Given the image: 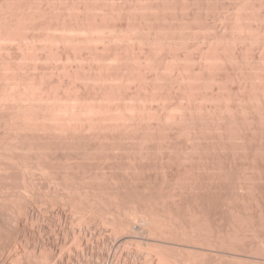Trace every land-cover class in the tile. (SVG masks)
I'll use <instances>...</instances> for the list:
<instances>
[{
	"label": "rangeland",
	"instance_id": "374dc122",
	"mask_svg": "<svg viewBox=\"0 0 264 264\" xmlns=\"http://www.w3.org/2000/svg\"><path fill=\"white\" fill-rule=\"evenodd\" d=\"M3 1L6 3H8L10 1L8 4H11V3L17 4L20 0H16V2L18 1L17 3L12 1V0H9V1L3 0ZM23 1H25V3H27L29 0H21L20 2L22 3ZM31 1L32 0H30V2ZM45 1L48 2L49 0H45ZM45 1L44 0H33L32 3L33 2H34V4L38 3L40 5L43 2L44 6L42 4V5H40V7L43 6V8H44L45 6H47L46 9H49V13H48V10L46 11V13H47L48 17L50 16V19L48 18L49 20L48 19L46 20V22H47L46 26L41 25L42 27L46 28L47 26L49 27V25H50V27H52L54 24H57L58 22H53V24L51 26L50 20L52 22L53 19L54 20L59 19L60 16H62V14H65L63 16L68 15V19H69V20L67 19L68 21L75 20L73 16L77 17V15L79 13H80L79 15H81V13L83 15V13H84L83 11L78 12L81 10V8L78 6H81L83 3H85V1L88 2L89 0L88 1L87 0H81V2L79 0H76V1L73 0V3H72V0L71 1L70 0H61L63 3L60 0H56L59 3L58 2L56 3L55 0L53 1L54 3H52V0H50L51 3H47V5L45 4L46 3ZM97 1L96 0H90V3L92 4V6L93 5L95 6V3ZM103 1L104 0H102V2L101 1L97 2L100 4L99 5L100 6V12L98 14H97V12L99 10V7L97 8L98 9L97 10L93 6V9L97 10L94 12V13H96L94 15L95 16L94 18L91 17V16H93V11H94L93 9L90 11L91 13L90 12L87 13V16L91 17V19H90V17H87L88 19H90L91 23L89 22L88 19L86 22H89V23H86V22H83V23L84 24L86 23L89 25L91 24V26H92L93 23H95V22L97 23V20L99 18L98 21L101 20L100 21L101 22L100 23L101 28H102L101 31H103V33L107 27L106 24L109 26L108 28H110L111 31H110V29L107 28L105 30V32L107 30H109L110 32L113 31L112 33H114V31H115L114 29H116L114 35L113 34L111 35V33L109 31H107V33L109 32L108 33L109 35L108 34L107 35L108 36L111 35V37H108L107 35H105L106 33H104V35L107 38L111 39L110 41H112V39H116L115 35H116L117 39H119V37L117 35L120 34V36H122L121 34L123 32L121 33V31H124L123 28H125V31L123 34L125 36H127V39L124 36L125 37L124 39H126L127 43L129 44L128 39L133 40V42L135 40L138 42L137 43L135 41L134 44L132 45V43L130 41V45L134 46V48L132 47L133 49L130 47V45H128L130 47V49H128V46L123 47L122 45L126 42H123L125 40H122V42H120L121 39L119 40V43H123V44H121V46L123 48H121L120 45H119L120 48L116 46L119 43L117 44V43H115V41H118V40H114L113 42L108 41L106 43V41L109 39L104 38V35H103V38L105 40L106 39L107 40L106 41L104 40L103 42L102 41L101 42L104 43L103 45H105V43L107 45L115 43L116 49H115V46H113V45H110V47L111 48L113 47L115 50L118 51V53H120V51H121L122 52L121 55H123L122 57H126L128 55V54H126V52H127L126 50H128V53L130 51H132L134 53V51H137L140 47L141 51L143 52V50L146 48H142V47L144 45H145L144 47L147 46V48H149V50L153 51L152 56L155 55V57L156 56L158 57V62L156 61L157 59L154 60V62H156V63H154L150 59L148 60L144 57L145 53H146L145 56H147L149 50H147V49L144 50L143 56L141 55L142 54V52H141L140 55L142 58L144 57L143 59L145 60V62L148 60L147 62L149 63L151 61V63H149V64L150 65L152 64L151 65L152 67H151L150 65L147 64V62L145 63L143 61L144 62L143 64H147L148 66H150V67H148L147 65H145L147 67V70H144L145 72L146 71L149 72L150 68L154 69V66L156 64H158L157 66L159 68L162 65H163L162 67H165V66L167 67L166 64H168L171 61L169 63L170 66L168 64L169 68L165 67L166 69L163 68V70L161 71V74H163V75H164V73H162V72L166 71L165 72L166 78L163 75H159L160 78L162 76L163 81H165L163 83V81L160 79L162 81V83H161V81L158 80L160 83V86L162 85L161 87L159 86L158 81H154L155 83L157 82L156 84H158L157 86H154L156 84L153 83V81L151 82V80L149 78V80H150L149 82L154 84L152 87H154V88L156 87V90L159 92H157L155 89L151 88V83L146 82V80H145V83L150 84V86L146 84L147 87H145L144 90H142L143 91L142 93L149 92L147 94H150L149 90H151V93L154 90L153 92L154 93L157 92L155 94L156 95L158 94V96H156L157 98L154 96L152 98L153 101L159 100L158 102H162L164 104L165 101L167 102L169 100L167 103H165V104H167L166 107H165V105L162 106L163 109L158 107L159 104H160V106L163 105L162 103H158V105L156 104L157 107L159 108L158 109L155 106V102H157V101H155L154 104L151 101L152 99L149 101V102H152L151 104L154 105V106L152 105L153 108L154 107L157 108L156 114H159V112L161 110H164V108L167 109V106L169 105L170 100L172 102L171 98H173L174 101H173V103H170L171 105L173 104L172 107L170 105L169 106L172 108L171 110H174L175 112H177V111L182 112L184 110L182 108L183 107L182 105H184V108L186 105L188 106V104L190 102L187 99H190V101L193 100L192 101L193 104L192 103H191L192 105L189 104V106H188L189 108L187 107V109L185 110V111H187L191 107L190 111L192 110V112H190V111L189 112L192 115H190V113L188 111L187 112L189 113L190 116L188 114L186 115L185 113H187V112L184 111L183 113H178V114L174 113V116H173V114H172L173 112L171 111V113H170L168 111L169 109H167V110H164V112L168 111L170 113V115L167 112L168 115L166 113L165 116H163L164 112L162 111V114L160 116L161 119L160 118L157 119V120H164L165 118H167L166 120H168L170 117V119H169L170 121L165 120L167 125L163 121L164 126L162 124V127L160 128V124L158 125L154 121L152 122L151 119H150V122L148 121L149 126L147 124L142 125L143 123L140 124L141 128L140 127L137 128L139 131L137 130L136 133L138 134V132H140V134H138V135L139 136L141 135V137L143 139L141 137H138V135L136 133L133 135L129 131L122 133V135H120L121 134L120 132H118V135H117V132L115 134L113 132L112 134H110V136L108 135V138L111 137L113 140H115V142L113 140H111V138H110V140L107 138L108 139L107 142H105L104 140H101V141H103V143L100 141L101 146L98 145V147L96 148L91 143L93 141L90 140V142H89L87 140V142H86V140H85V142L87 144L90 143L91 146H93L92 147L93 149L89 146L90 144L85 145L86 144L85 143V144H81V145L85 146V148H83L81 146H77L79 148H76V147L75 148H69L70 151H69V149H65V151H67L66 154H65V151L63 150L64 148L63 149L59 148V149H55V150H53V148H52V150L50 148H47V150L46 149L45 150L48 152H46L45 150H44L45 152L43 150H42V152L37 151L38 153L33 152L34 154H37L35 156H33L34 154L29 151L31 149L27 150L25 148V150H27V152H29L30 155L25 150H16L17 148L13 147L15 149L14 150L13 148L10 147V146H13V143H10L11 141L9 140V137H8L9 134H7V135H6V133L2 134L4 132V130H1L0 131V137H4V135H6L8 138L7 137L0 138L1 139L0 145L2 146V144L4 143L5 146L4 145L3 146L6 147V149H5V148H3V146L2 147L0 146V153H1L0 161L2 163V164L0 163V168H2L4 166V168L0 169L1 174L3 173L2 175L0 174V176H1V178H0V194L2 192V194L0 195L1 196L0 198L3 199V200L2 199L0 200V202H2V203H0V207H1L0 211H2V213H0V264H264V94H263L264 92L262 93V91H263L262 89H264V59L262 58V56L264 57V48H263L264 47V45H263L264 41L262 44V39L264 40V34H262L264 32V28H263V25H264V0H166V1H164V0H158V1L157 0H148V1L147 0H132V1H130V0H127V1L116 0V2L118 1L119 3L118 2L115 3V0H108V1L106 0L105 2H103ZM109 1H110V4L108 3ZM121 1H123V2H121ZM134 1H137V2H135L136 4H134ZM143 1H144V3H143ZM187 1H189V2H187ZM79 2H80V4H79ZM113 2H114V4H113ZM124 2H125V4H124ZM155 2H157V3H155ZM0 3H2L1 0H0ZM75 3L78 5H75L74 9H73V7L72 8L69 7L70 5L73 6ZM102 3H104V5L101 6ZM131 3H133V4H131ZM151 3H152V5H151ZM164 3H165V6H164ZM173 3H175V4H173ZM49 4L51 6L53 5L54 8H55V5L56 6L60 5V6L56 7L55 11H52V10L50 11V9H53V8H48ZM106 4H107V6H106ZM115 4H116V6H115ZM160 4H162V5H160ZM29 5L31 8L32 4H29ZM120 5H121L122 10L119 7ZM104 6H106L107 8L105 7L106 8L105 9ZM140 6H142L143 8ZM161 6H163L164 8ZM260 6H261V8L258 9ZM35 7L32 6V8H34V10L31 8L32 11H31V9H29L28 11L34 12V11H36V9L38 10L39 6H37L38 8H35ZM113 7H119L120 9L119 8L118 9H119L120 13L123 10L125 13L126 12L128 13V11H129V15L124 14V13H122L124 15H120L119 12H116V11H118V9L116 8L117 9L116 10ZM109 8L110 9L113 8V11L117 15V17H118L117 13H119V15L121 16V19H118L117 17H116L117 18L116 19L115 16L112 19L111 18L112 14L115 15L113 12H111L112 10L110 11V13H112V14L108 16L107 14H109V11L107 12V11H104L103 9L107 10ZM101 9L103 10L102 13H101ZM132 9H133V11H132ZM145 9H147V10L145 11ZM65 10H67L70 14L72 13L71 16L69 15V13L67 11L65 12ZM134 10H135V12H134ZM138 10L140 11V13H138ZM153 10H155V11H153ZM39 11L40 10H38V12L37 11L36 12L39 13ZM147 11H149V12L147 13ZM156 11L157 12L159 11V12L157 13ZM182 11H184V12H182ZM50 12L52 15L50 14ZM53 12H55L56 14H54ZM103 12L104 13L107 12V13H105L107 16L104 15ZM57 13H58V15H57ZM130 13H132V14H130ZM136 13H137V15H136ZM75 14H77V15H75ZM88 14H90V15H88ZM234 14H235V16H233ZM97 15H99L101 17H99ZM140 15H142V17ZM161 15H162V17H160ZM57 16H58V18H54ZM69 16H70V18H69ZM96 16L98 18H96ZM104 16H105V18L107 17V19H104ZM238 16H240V18ZM122 17H124V18H122ZM127 17L130 19H128ZM51 18H53V19H51ZM65 18H67V17H65ZM101 18L103 19V21L107 20L108 22L107 21L103 22ZM131 18H133V19H131ZM35 19H37V18H35ZM94 19L95 20L97 19V20L95 21ZM126 19H128V20H126ZM169 19L171 21H169ZM59 20H55V21H59ZM67 20L65 21V23L67 22L66 24H69ZM112 20H114V21H112ZM159 20H160V22H159ZM179 20H180V22H179ZM38 21L36 20L34 22H38ZM155 21H157V22H155ZM172 21H174V23H172ZM260 21H262V23H260ZM74 22H76V20ZM114 22L116 25L114 24ZM125 22H126V24H125ZM134 22H136L138 25ZM165 22H166V24H165ZM169 22H171V23H169ZM38 23H36V24H38ZM73 23H71V24H73ZM143 23L146 24L147 26L150 24L151 27L149 26V28L147 29V26L144 25ZM160 23H162V24H160ZM102 24H103V26H102ZM141 24H142V26H141ZM152 24H154L153 28H152ZM168 24L171 26H169ZM254 24H256V25H254ZM119 25H121V26H119ZM130 25L131 26L133 25V26L131 27ZM156 25H158V27ZM71 26H74V24ZM114 26L117 28H115ZM124 26H126V27H124ZM42 27L40 28V32H41V29H44ZM97 27H98L99 31L97 30ZM118 27H119L120 32L119 31L117 32ZM127 27H128V29H127ZM139 27H140V29H139ZM99 28H100V25L99 26L96 25L95 29L90 28V33H92V34H88V36L90 37V35L92 36V35H94V33L96 35H98L100 33L102 34V32L100 31ZM103 28H104V30H103ZM126 29L128 32L126 31ZM134 29H137V32ZM247 29H248V31H247ZM34 30H35V34L37 32H39V29L38 30L34 29ZM147 30H151L152 32L151 31L147 32ZM157 30H158V32H156ZM163 30H164V32H162ZM242 30H243V32H242ZM258 30H260V31H258ZM96 31L99 33L97 34ZM130 31H133L132 35H131ZM144 31H146V33ZM255 31L259 32V34H257ZM136 33H138V34H136ZM245 33L247 34L248 37L246 36ZM128 34H130V35H128ZM141 34L146 38H144L143 36L140 37L139 35H141ZM153 34H154V36H153ZM156 34H158V35H156ZM96 35H94V36H96ZM148 35H150V36H148ZM160 35H161V37H160ZM136 36H138V37L136 38ZM98 37H99V35H98ZM142 37L144 39H142ZM155 37H157L158 39ZM249 37H250V39H249ZM20 38L21 37H19V39ZM42 38H45L43 40L42 39L39 40L41 43H44L42 45L51 44L53 42V40L51 38H50L51 40L46 38V37H42ZM92 38H93V36H92ZM92 38L90 39L91 43H93ZM96 38H97V36H96ZM103 38H101V39H103ZM149 39H151V41ZM17 40L15 42L20 46L19 42L21 39L19 41H17ZM46 40H50L52 42L48 43V41H46ZM97 40H99V38L95 39V41H97ZM138 40L140 42L143 41L142 42L143 45L139 44ZM157 40H159V41H157ZM161 40H162V42H161ZM146 41H148V42L150 41V42L148 43ZM201 41L203 44L201 43ZM243 41H246V42L243 43ZM259 41H261V42H259ZM15 42H13V43H14V45L17 46V44ZM40 42H39V44H41ZM153 42H154V44H153ZM167 42L169 43V45ZM213 42H215L216 45ZM217 42H218V44H217ZM1 43H2L4 49L1 48L2 47ZM3 43H5V42H0V45H1L0 52H1V49L3 52L4 51L6 52L7 48H6V45ZM94 43L96 45L98 42L97 43L94 42ZM191 43H192V45H190ZM260 43H261V45H260ZM99 44H97V45H99ZM136 44H139V47L138 48L136 47L137 50H135ZM204 44H206V45L203 46ZM141 45H142V47H141ZM152 45L154 48H152ZM163 45H165V46H163ZM197 45H199V46H197ZM218 45H219V48H216ZM16 46H15V48H14V46L12 48L17 49ZM124 46H125V44H124ZM136 46H138V45H136ZM157 46H158V48H157ZM166 46L169 48V50H167ZM175 46H176V48H175ZM181 46H182V48H181ZM110 47H108V48H110ZM179 47H180V49H179ZM191 47L194 49H192ZM220 47H222L223 51H220L221 50ZM12 48L9 49L10 52H8V53H10L11 57L13 56L11 54L13 52ZM96 48L98 49L97 50L98 54H100L99 53L100 48L104 49V47L102 48L101 46H97ZM204 48L205 49L207 48V50L209 49V51L210 50L211 51L207 52ZM48 49L49 48H47V52H48ZM105 49H107V48H105ZM112 49L111 50L108 49L106 51L107 52L113 51V52H109V53H114L115 50L114 49L112 50ZM119 49H123V50H119ZM184 49L186 52L184 51ZM191 49H192V52L194 50L195 51L192 53L190 51ZM40 50H38V51L40 52ZM42 50H41V52H42ZM69 50H70V47H69ZM75 50L71 49L70 51H72L74 53ZM154 50L155 51L157 50L156 51L157 55L154 54L155 53ZM163 50H164V53H163ZM187 50H189L190 52ZM260 50L262 53L260 52ZM102 51H103V54H101V55H104V50H101V52ZM117 51H115V52H117ZM152 51H151V53H152ZM159 51H160V53H159ZM180 51H182V52H180ZM204 51L206 54L204 53ZM217 51L218 52L220 51V53L218 54ZM229 51H230V53H229ZM3 52H2L3 55H5V56L9 55L7 52H6L7 54L5 52H4L5 53L4 54ZM14 52L17 54L18 49H17V51L14 50ZM77 52H79V54L82 53L83 55H86L88 53L87 51L85 53H83L80 50L78 51V49L75 51V53H77ZM107 52L105 53V55L107 54ZM132 52H130L129 54L133 55ZM166 52H168V53H166ZM177 52H178V54H177ZM257 52H258V54H257ZM44 53H46V49H45ZM139 53H140V50H139ZM139 53L136 52V54L135 53L134 54L138 55ZM151 53H150V56H151ZM174 53H176L177 55H175ZM221 53L223 54L224 57L222 56ZM237 53H238V55H237ZM41 54H43V53H41ZM79 54L77 53V55H79ZM173 54L175 55L176 58L177 57L179 58V56H180V59L183 57V54H184V58H182L181 60L183 61V63L185 62L186 64L180 63L179 67H181V69L178 67V63L176 64L177 68L174 66L176 62H180L179 61L180 59L177 60ZM188 54H191V55L189 56ZM227 54L230 58L229 59L230 62H228L229 60L226 61V59H228L227 58L228 56H225V55H227ZM121 55H120V57H121ZM132 55H131V57L129 55V58H131L130 60L136 59V58H133L135 55L134 56H132ZM140 55H139V57H140ZM201 55L204 57V58L202 57L203 58L202 62L205 61L204 63L199 62L201 59ZM205 55H208V56L206 57ZM240 55H242V56H240ZM1 56H0V58H1ZM5 56H2V57H5ZM150 56L148 54L147 57L150 58ZM185 56L188 59V61H187V62H189L188 64L185 61V60H187ZM197 56H199L200 58L199 57L197 58ZM235 56H236V58H234ZM47 57H48V55H47ZM169 57H171L170 58L171 60L169 59ZM214 57H215V60H214ZM49 58H47V59H49ZM51 58H53L52 64L49 63L51 60H47V59L43 60V62L46 60L49 61L48 65H47V63H44L48 67L46 65L44 66V64L42 65V62H40V64L42 65L41 66L42 69L45 67L46 70H48L49 68L54 67L52 65L55 63L54 61L57 60L56 59L57 57L55 58L54 56L53 57L51 56ZM152 58H154V57H152ZM217 58L220 59L221 61L223 60V62H221L220 60H217ZM239 58L240 59L244 58L243 60H241V62H243L244 64L239 63L240 62ZM5 59H7V58H5ZM8 59H10V58L8 57ZM124 59H122L121 61H123ZM165 59L168 60V63H166L167 60L165 61ZM234 59L237 60V64H236V61ZM256 59H258V60L255 61ZM140 60H141V58H140ZM197 60H199V61H197ZM209 60H210V62H209ZM2 61H3V58H2ZM192 61H195L196 65H194L195 63H192ZM217 61L219 64L216 63ZM232 61H234V63ZM58 62H56V63L59 64L60 66L58 65L57 67H59L58 69H61V64H60L61 62H59V63ZM128 62L126 60L127 64H128ZM136 62H138V61H135V63ZM172 62H175L174 65L171 64ZM190 62H191V64H190ZM207 62H209V63H207ZM225 62L228 64L230 63V64L226 65ZM80 63L78 61V62H75L74 64H75V66L76 65L77 66L85 65L82 62H80ZM123 63H125V62H123ZM199 63H201V64H199ZM211 63L212 64L214 63V65H212L213 67L210 66ZM223 63H225V64H223ZM57 64H54L55 67ZM74 64H73V66H74ZM131 64L133 65V63H131ZM181 64H183V65H181ZM202 64H203V67H202ZM215 64H216L217 68L215 67ZM221 64H222V66H221ZM231 64H232V67H231ZM234 64L236 65L235 68L233 66ZM171 65H172V70H171ZM199 65H201V67H202V68L200 67V70L205 69L207 67L204 71L205 73L202 71L203 72L202 76H201V74H199L200 77H198V74H197V73L201 72V71L198 72L199 71V69H198ZM173 66H174V68H176L178 70L180 69V71L177 70L179 73L177 71H175L176 69H173ZM183 66H185V67L183 68ZM190 66L194 67V68L191 67L193 69V71L194 70L195 71L198 70V71L197 72L194 71L195 72L194 73L192 71V69L190 68ZM204 66H205V68H204ZM229 66H230V69H229ZM55 67L50 69V72L53 73L52 75L48 74L49 71L47 73L49 75V77L47 76V74H45L46 77H48V78L53 76V78L52 77L51 78L54 81L56 78L59 79L58 78L59 76H57L55 74V73H57V71L55 73L51 71L54 69L56 70ZM158 67H155V68H158ZM250 67H251V69H250ZM188 68L191 69L192 72L190 70H188ZM236 68H237V70H236ZM182 69L183 70L187 69V73H186L187 77H186V75H184L185 72L183 74L181 73L183 71ZM238 69L240 72L238 71ZM242 69L244 70V72L242 71ZM155 70L157 71V69H154V71ZM160 70H161V68L158 70L159 74H160ZM206 70L210 74L209 73L206 74L207 73ZM231 70H233L232 73L228 72ZM42 71L46 72L45 69ZM61 71H62V69H61ZM61 71H60V73H62ZM151 71L149 73H153V71L152 72ZM173 71H174V74H169ZM126 72H127V74H129L131 72V70H129V72L128 71H126ZM176 72H177V74H176ZM155 73L156 72H154V75H155ZM189 73H191V74L193 73V75H195V74L196 75L195 76L191 75L192 77H190V75H189V77L193 78V79H192V82L190 80H187V82L189 81V83H192V84H190V86L193 84L194 85L192 88V86L187 87V85H188L187 84L186 88L192 92H193V90H194V92L197 91V92H195L196 95L194 93H192V95H191V92H189V90L186 91L187 89L185 87H183V83L185 81L182 82V80H186V78L189 79V77H188ZM219 73H221V74H219ZM54 74H55L56 78H54L55 77ZM148 74L146 72L145 76ZM156 74L158 75V73H156ZM167 74H169V76ZM179 74L180 75L182 74L183 76H180ZM242 74H243V76H242ZM174 75L175 76L177 75L176 76L177 78L179 76L180 78H178V79H181V77L184 79H182L181 81H179L177 79V81H176V77ZM246 75H248V76H246ZM150 76H151V74H150ZM170 76L171 77L174 76L175 78L174 77L170 78ZM220 76H221V78H220ZM208 77H210V78H208ZM48 78H46V79H48ZM173 78L175 79L176 83L173 82V84L172 83L170 84V81L174 80ZM52 79H51V81L54 83V81ZM57 79H56V81H57ZM146 79H147V76H146ZM158 79H159V77H158ZM194 79H196V80H194ZM197 80H199V81L201 80L203 82H199ZM205 80L210 81V83L206 82ZM221 80H223V81H221ZM49 81L50 80H48V82ZM56 81H55V83H56ZM131 81H132V79L129 80V83ZM133 81L135 82L136 80H133ZM195 81H197L198 83H196ZM248 81H250V82H248ZM168 82H169L171 88L168 86L169 84L166 85V83H168ZM178 82H181L182 84H180V85L186 89V90H184V92H186L188 94L183 92L186 96L183 94H179L183 90V88L180 86H178V88L179 87L181 88V90L179 89L181 92L178 93V90L175 91L176 86L174 84H177ZM204 82L206 83V86H205ZM223 82H224V84H223ZM135 83H137V82H135ZM135 83H134V85H135ZM244 83H246V84H244ZM239 85L241 86V88H239L240 87ZM207 86H208V88H207ZM136 87H138V86H136ZM157 87L160 90H158ZM166 87H167V90L165 89ZM172 87H175V88H172ZM204 87H205L206 92L203 90ZM147 88H149V89H147ZM169 88L172 90H170ZM199 88H200V90H199ZM222 88H224L223 91H222ZM244 88H245V90H244ZM128 89L130 91L132 88H128ZM133 89H134V87H133ZM138 90L139 89L137 88L136 92ZM216 90H218L220 92H218V91L216 92ZM231 90H233V91H231ZM164 91H165V93H164ZM166 91L170 92V93H168L169 95H167ZM172 91H173V93H172ZM131 92H135V89H134V91H131ZM160 92H161V94H160ZM163 93L165 94V96ZM248 93H249V95H248ZM155 94H153V95H155ZM206 94L208 97L206 96ZM209 94H211V96ZM170 95H173V97H171ZM177 95H180V96H177ZM187 95H188V97H187ZM190 95H191V97H190ZM193 95L196 97H194ZM250 95H252V96H250ZM168 96L170 97L169 99H168ZM203 96L206 99L207 98L208 99L207 100L204 99ZM159 97H162L161 98L162 101L160 100ZM210 97H212V98H210ZM217 97H219V98H217ZM221 97H222V99H221ZM226 97L227 98L229 97L230 99L228 98L227 101H231V102L225 101L227 99ZM232 97H234V98H232ZM179 98L181 100H182V98H184V102H182L183 100L181 101ZM200 98H202V99H200ZM224 98H226V99H224ZM240 98H242V99H240ZM196 99H198V100H196ZM212 99L214 100L213 102H212ZM216 99L220 100V101L223 99L224 100H223V102L219 101L217 104ZM236 99L237 100L239 99L238 100L239 102ZM262 99H263V101H262ZM176 100H178L179 102L178 101L176 102ZM186 100H187V103L189 102L188 104H186ZM200 100H201V102H200ZM244 100H247V102L246 101L244 102ZM197 101H199V104L197 103ZM204 101H207V102H204ZM248 101H249V104H248ZM202 102H204V106H203ZM211 102H212V104H211ZM200 103H201V105H200ZM206 103L208 104V106ZM222 103H223V105H222ZM196 104H197V106H196ZM240 104H242V105H240ZM251 104H252V106H251ZM236 105L237 106L239 105V106L237 107ZM192 106H193V108H192ZM243 106L245 107L244 109H243ZM176 107L177 108L181 107L182 111L179 108H178V110L174 109ZM195 107H197L196 109L198 110V113H196L197 110L195 109ZM199 107H201V108H199ZM248 107H249V109H248ZM206 108H207V110H206ZM224 108L227 109L226 110L227 112H225ZM218 109L220 111L219 113H218ZM228 109H230L229 112H228ZM234 109H235V111H234ZM208 110H210V111H208ZM237 110H239V111L237 112ZM157 111H159V112H157ZM199 111H201V112H199ZM212 111H214V112L212 113ZM243 111H246V112H243ZM215 112H217L218 115H221V116L219 117L217 115V113H215ZM240 112H242V114ZM224 113H226V114H224ZM236 113L238 116L237 118H236ZM176 114L178 116H176ZM179 114H181V115L179 116ZM207 115L209 118L206 117ZM0 116H2V115H0ZM156 116H158V115H153L151 117L154 120V119L158 118ZM172 116H173V118H172ZM188 116H189V119L187 118L188 119L187 120L186 117H188ZM216 116H217V118H216ZM154 117H156V118H154ZM163 117H164V119H162ZM177 117H179L180 119H177ZM210 117L213 119H211ZM225 117H227V118H225ZM1 118H0V122H1V120H3V118L2 119ZM171 118H172V120H171ZM191 118H192V120H190ZM197 118H199V119H197ZM183 119H186V120H183ZM223 119L226 121H224ZM228 119L231 121H227ZM217 120L218 121L222 120V121L218 122ZM184 121H186V122H184ZM189 121L190 122L193 121V122H191V124L187 123ZM151 122H152V126L154 125L153 123H155V125L156 126L158 125L159 126L158 128H160L161 130L158 128H155L154 132L151 131L152 129L148 130V129H150L149 127L151 126L150 125ZM156 122L158 123V121H156ZM195 122L197 125H195ZM203 122H205V123H203ZM1 123H0V128L2 125H4L3 123L2 124ZM159 123H162V122L159 121ZM218 123L221 125H219ZM144 124H145V122H144ZM181 124H182V126H183V124H186V126L184 125L182 127ZM199 124H201V125H199ZM191 125L192 126L194 125L193 126L194 128L196 127L195 130ZM188 126H189V128H187ZM217 126H218V128H217ZM222 126H223V128H221ZM145 127H147L148 129ZM143 128L147 129V133H143V132H146L143 130ZM1 129H5V128H1ZM157 129L159 130L158 131L159 133L157 131H155ZM185 129H186V131H189L192 129L191 135H190V132L187 133L185 131ZM220 129L221 130L223 129L224 131L223 130L219 131ZM135 130H136V128H135ZM135 130L132 129L131 132L132 131L135 132ZM148 131L150 134L148 133ZM185 132L187 133L186 135H185ZM197 132H198V134H196ZM23 134L24 133L20 134V136L21 137L24 136ZM142 134H144V135L142 136ZM146 134H148V135H146ZM111 135H113V136L116 135L117 137H113ZM123 135H125L126 137L125 136L122 137ZM150 135H151L152 139H151ZM179 135L182 136V138ZM128 136H130V137L132 136V140L128 139V138H130ZM133 136H137L139 139H141L140 143L142 142V140H143V142L141 144H138L139 140L137 139V137L133 138ZM184 136L187 137V139ZM147 137H150V138H147ZM177 137L179 140L177 139ZM189 137H192V138H189ZM3 139H5V141ZM7 139H8V142H7L8 145L6 143ZM134 139L137 143L133 142ZM22 140L25 141V139H22ZM125 140L126 141L128 140L129 142L127 141L128 142L127 143ZM144 140H146L149 144L145 143L146 144L145 145ZM148 140H150V141H148ZM28 141H31V140H27V142ZM177 142H179V143H177ZM9 143H10V146H9ZM24 143H26V142H24ZM181 143H182V145H181ZM187 143H188V145H187ZM109 144L110 145L112 144V146L110 147ZM127 144L130 146L128 147ZM137 144L139 146L135 147L134 145H137ZM147 144H148V146H147ZM132 146H134L135 148ZM127 147H128V150L126 149ZM141 147L143 150L141 149ZM98 148H100V150L102 152H100V150ZM48 149H50V150H48ZM71 149L74 151H71ZM120 149L123 151H121ZM133 149H136L137 154H135L136 151L134 150L135 151L134 152ZM61 150H63V152ZM91 150L93 151V153ZM126 150L128 151V153ZM138 150H139V153H138ZM16 151H17V153H16ZM18 151L21 152L22 155H21V153L18 154L19 153ZM50 151H52V153ZM55 151L56 152L58 151V152L55 153ZM60 151H61V153H60ZM80 151H81V153H80ZM89 151H91V154H93V155H91ZM95 151L98 153L96 154ZM106 151H108V152H106ZM131 151L134 154H132ZM8 152H10V154H6ZM43 152H44V154H43ZM82 153L86 154V155L82 156L83 155ZM41 154H43V155H41ZM46 154H47V156H46ZM40 155L42 156V158ZM72 155H74V156H72ZM102 155H105V157L104 156L102 157ZM45 156L48 158H46ZM96 156H97V158L100 157V159L99 158L97 159ZM12 157L15 159H12ZM57 157H58V159H57ZM38 158L40 161L38 160ZM44 158H46L48 160L44 161L45 160ZM65 158H66V160H65ZM70 158H72V160ZM73 158H75L76 160ZM89 158H90V160H89ZM2 159H3V161H2ZM32 159L34 162L32 161ZM5 160H7V162ZM51 160H53L54 162ZM86 160H88L89 162ZM94 160H95V162H94ZM10 161H13V162H10ZM16 161L18 163H16ZM20 161H22V162H20ZM23 161H24V164H23ZM9 162H10V165H8ZM52 162L55 164H50ZM47 163H49V164H47ZM11 164L12 165L14 164V167H17L18 169L17 168L14 169V167H12ZM76 164H78V165H76ZM5 165H7V166H5ZM18 165H20V169H19ZM48 165H49V168H46V167H48ZM24 168H25V171L28 169V171H26V172L27 173L30 172V173H28L29 175L25 174L24 173L25 171H22V169L24 170ZM4 170H6L7 172ZM60 170L64 171V172H61ZM31 171L34 173H32ZM40 171L41 172L43 171L44 173L42 172L43 173L42 174ZM47 171H49V173ZM56 172L57 173L59 172V173L57 174ZM73 173H76V174L73 176L72 175ZM23 175H25V176H23ZM42 175H44V176H42ZM28 176H29V178H28ZM102 176H104V178H101ZM179 177H181L182 179H180ZM74 178H75V180H74ZM77 178H79V180ZM177 178H179V179H177ZM25 179L28 181H26ZM80 179L81 180L85 179V180L82 181V183H81ZM22 180L26 181L27 183L25 182V184H24ZM95 180H96L97 184H96ZM138 180H140V181H138ZM147 180L148 181L150 180V181L148 182ZM51 181L53 182V184L51 183ZM63 181L65 184L63 183ZM98 181H99V183H98ZM56 183H58V184H56ZM88 184H89V188H87ZM99 184H101V185H99ZM55 186H56V188H55ZM129 186L131 189L129 188ZM74 187H75V189H74ZM29 188H32V189H29ZM67 188L69 190H71L72 193ZM121 188H122V190H121ZM26 189H28V190H26ZM81 189H83V190H81ZM123 189H128L129 193H127L128 190H125L126 192L125 191L123 192ZM29 190L31 193L29 192ZM56 190L59 194L56 192ZM144 190L145 191L147 190V191L144 193L143 192ZM21 191H23V192H21ZM25 191H28L29 193L25 192ZM66 191H67V193H65ZM118 191L121 195L118 193ZM15 192H17V194L19 195L18 197H17V194ZM45 192H46V194H45ZM60 192H61V194L63 192L65 194L63 193V195H61ZM81 192H85V193H81ZM100 192L101 193L104 192V193L101 194ZM155 192H156V195H155ZM3 193L5 195H3ZM21 193H23V194H21ZM78 193H80V196ZM89 193L92 194V196H90ZM137 193H138V195H137ZM146 193H148V194H146ZM12 194H13V196H11ZM20 194L22 197L20 196ZM37 194H39V195H37ZM51 194L53 196H51ZM83 194L85 196H87V197L89 196V197L88 198L83 197L82 196ZM97 194H100V195L97 196ZM127 194H129V195H127ZM25 195L28 198H26ZM43 195H45V196H43ZM55 195H57V196H55ZM58 195H59V197H58ZM148 195H149V197H148ZM7 196H8V198H7ZM30 196H32L33 198ZM61 196H62V200L59 199V198H61ZM112 196H114V197H112ZM126 196L129 198H127ZM187 196H189V197H187ZM193 196H195L197 198H195ZM9 197H11L10 200H9ZM15 197L18 199L21 198V199H19L20 202H19V200L16 201L17 199ZM151 197H152V200H151ZM166 197H169L170 199L169 198L167 199ZM4 198L8 199L6 201L7 203H10V204L13 203V204L12 205H9V204L6 205L7 203L5 202ZM35 198H36V200H35ZM41 198L44 199L45 201L42 200ZM65 198H67V199L69 198V199L67 200ZM113 198L115 201L113 200ZM159 198H161V199H159ZM22 199H24V200H22ZM72 199H74V201L77 203H74ZM78 199L80 200L82 205ZM91 199H92V201H91ZM12 200H14V201H12ZM46 200H47V202H46ZM55 200H57V201L59 200V201L57 202ZM28 201H30V203H28ZM60 202H61V204H60ZM3 203L5 205L1 206V204H3ZM40 203H41V205H40ZM51 203H52L53 207H52ZM72 204H74L75 209L77 208L76 210H78V211L73 210L74 208H73ZM13 205L16 206L17 209L14 208ZM61 205H63V206H61ZM4 206H5V209L6 208L9 209L8 207H10V209L5 210V209H3ZM21 206L22 207L24 206L25 208L24 207L22 208ZM26 206H27V208H26ZM38 206H40V207H38ZM18 207L19 208L21 207L20 210ZM50 207L53 210H51ZM11 208H13V209H11ZM66 208H67V210H66ZM80 208L83 210H81ZM26 209L28 211H26ZM97 210H99V212ZM19 211L21 213H16ZM24 211H26L28 214ZM4 212H6V213H4ZM30 212H32V213L30 214ZM39 212H41L43 214H41ZM65 212H66V214H65ZM12 213L13 214L15 213L16 215L15 214L12 215ZM71 213H74V214H71ZM105 213H107V214H105ZM124 213H126V214H124ZM18 214H20V215H18ZM93 214H94V216H92ZM98 214H100V215H98ZM133 214H135V216H133ZM10 216H12V217H10ZM17 217H18V220H17ZM128 222H131L130 223L131 225ZM133 223H134V225H133ZM128 225H129V227H128ZM152 225H154L155 227ZM143 229H144V231H143Z\"/></svg>",
	"mask_w": 264,
	"mask_h": 264
},
{
	"label": "bare ground",
	"instance_id": "6f19581e",
	"mask_svg": "<svg viewBox=\"0 0 264 264\" xmlns=\"http://www.w3.org/2000/svg\"><path fill=\"white\" fill-rule=\"evenodd\" d=\"M2 1V3H0V42H5V43H3V44H5L6 45V52L8 53V52H10V50L9 49H11L13 46H14V48H15V46L16 45H14V43L13 42H15L17 39V41H19L20 39L22 40H20V42H19V44H20V46L17 44V46H16V48L18 49V53L16 54L15 52H14V50L15 51H17V49H14V48H12L13 50V52L11 53L13 56L11 57V55H10V53H8L9 55L7 56H5V55H3L2 54V49H4L3 48V45H2V43H1V45H2V47H1V45H0V47L2 48L1 49V54H0V56L2 55V56H5V57H2L1 56V58H0V115H2V116H0V118L2 117L3 118V120H1V122L4 124V125H2L1 126V128H5V129H1L0 128V131L1 130H4V132L2 133V134H4V133H6V135L7 134H9L8 135V137H9V140L11 141H9L10 143H13V146H10V143H9V146L11 147V148H13V147H15V148H17L16 150H25V148L27 149V150H29V149H31V150H29L30 152H36V153H38V152H42V150L44 151L45 149L47 150V148H50L51 150H52V148H53V150H55V149H63L64 151H65V149H69V148H79V147H77V146H81V147H83V148H85V146H83V145H81V144H85L86 142H87V140L90 142V140L91 141H93V142H91L92 143V145L94 146V147H98V145H100L101 146V144H100V141L101 140H104L105 142H107L108 141V139L110 140V138H108V135L110 136V134H112L113 132H114V134L117 132V135H118V132H120L121 134L120 135H122V133H125V132H130L131 134H135L136 132H137V128H139L140 127V124H142V125H148L149 126V122H150V119H151V121L153 122H155L156 124H160V128L162 127V124H163V121H164V123H166L165 122V120L167 119V118H165L164 119V117L162 118V119H164V120H157V119H161V114H162V111L164 112V110H167V109H169L168 111L171 113V111L173 112L172 114H173V116H174V113H183L186 109H187V107L189 106V104H193V100H191L190 101V99H187V100H189V104L187 103V100H186V104H188V106L186 105L185 106V108H184V105H182L183 107V111L181 110V107L179 108L182 112H175L174 110H171L172 108V105L170 104V103H173V98H171L172 99V102H171V100H170V103H169V105L171 106H167V109L166 108H164V110H161L160 112L159 111H157V112H159V114H156V109L158 108V107H160L161 109H163L162 108V106H164L165 105V107H166V105L167 104H165V103H167L169 100V96H168V101L166 102L165 101V103L163 104L162 102H158L157 100H154L153 101V97L155 96H158V94L156 95L155 93H157V92H159V91H157L156 90V87L154 88V87H152L154 84H152L151 82L153 81V83H155L154 81H158V80H162L163 81V79H162V76H161V78H160V76L159 75H163V74H161V71L163 70V68L164 69H166L167 67H168V64L171 62L170 60V58L171 57H169V63H168V58L167 59H165V61L167 60V62L166 63H168V64H166L167 65V67L165 68V67H162L160 64V68H161V70H160V74H159V67L157 66L158 64H156L155 66H154V69H157V71L155 70L154 71V69H152V68H150L149 70L151 71H153V73H149L148 71H146L147 72V74L149 75H146L147 76V79H146V76H145V74H146V72L144 71V70H147V67L145 66V65H150L149 63H151V61H153L154 62V60H156L157 62H158V57L156 58L155 57V55L154 56H152V54H153V51L152 50H149V48H147V46L146 47H142V42H140L139 40V44H142L141 45V47L142 48H146L147 50H149V52H148V54H149V56H150V53H151V51H152V53H151V56H150V58L149 57H147L148 56V54H147V56H145L146 55V53L144 54V57L146 58V59H150L151 61L148 63L147 61V64H143L144 62H145V60L141 57V55L143 56V53H144V50H146V49H142L143 50V52L141 51V49H140V47H139V44H136V45H138V46H136L135 45V48L137 47H139V49L137 50V48L135 49V50H137V51H134V53L136 54V52H138L139 53V50H140V53L138 54V55H135L132 51H130V52H132L133 53V55L132 54H129L128 53V50H126L125 48V50L127 51L126 52V54H128L126 57L129 59H127L126 57H122L123 55H121L122 54V52L120 51V53H118V51L117 50H115L116 49V46L117 47H119V45L121 46V44H123V43H119V40L121 39V41L120 42H122V40H125V41H123V42H126V43H124L125 44V46H124V44L122 45L123 47H127L128 45H130V41H131V43H132V45L134 44V42L136 41H134L133 42V40H130V39H128L129 41V44L127 43V41H126V39H127V36H125L123 33H124V31H125V28H123V30L124 31H121V35L122 36H120V34H118L117 36L119 37V39H117V37H116V35H115V38L116 39H112V41H110L111 39H109V38H107L105 35H107L110 31H111V29L110 28H108L109 26L106 24V29L108 28V29H110V31L109 30H107V31H109L108 33H107V31L105 32V30H104V28H103V30H104V33H106L105 35H104V33H103V31H101L102 30V28H101V20L100 21H98L99 20V18L97 17V16H99V15H97L96 16V18H98V20H97V23L95 24V23H93L92 24V26H91V24L89 25V24H86V23H91V21H90V19H91V17H95L94 15L96 14V13H94L95 11H97L98 9V7H99V10H98V12H97V14L100 12V4L99 3H97V2H99V1H101L102 2V0H96L97 2V4L95 3V6H94V8H96L97 10H95V9H93V6H92V4L90 3V0L88 1V2H86L85 1V3H83L81 6H78V7H80L81 8V10L80 11H78V12H84L83 13V15H82V13H81V15H77V14H75V15H77V17L76 16H73L74 17V19L76 20V22H74L75 20H73V21H68L69 19H68V15L67 16H63V15H65V14H62V16H60V20L59 19H55V20H59V21H55L53 18H51V19H53L52 20V22H51V20H50V24H51V26H52V24H53V22H58L57 24H54L52 27H50V25H49V27L47 26L46 28L45 27H42L43 25H47L46 23V20L49 18L50 19V16L48 17L47 16V13H46V11L48 10V13H49V9H46L47 8V6H45L44 8H43V6H44V4H43V2L40 4V5H42L43 4V6H41L40 7V5L38 4V3H36V4H34V2L32 3V1L30 2V0L27 2V3H25V1H23L22 3L19 1H17L16 2V0H12V1H14V2H16L17 4H8L10 1L9 0H7V1H9L8 3H6V2H4L3 0H1ZM45 1V0H44ZM50 1V0H49ZM44 2L46 5H47V3H51V1L50 2ZM54 0H52V3H54L53 2ZM56 1V0H55ZM61 1V0H60ZM71 1V0H70ZM76 1V0H75ZM80 2H81V0H79ZM106 0H104L103 2H105ZM108 1V0H107ZM119 1V0H118ZM117 1V2H118ZM124 1H127V0H124ZM130 1H132V0H130ZM148 1V0H147ZM158 1V0H157ZM164 1H166V0H164ZM4 2V3H3ZM30 2V3H29ZM58 1H56V3H57ZM62 2V1H61ZM80 2H79V4H80ZM92 2V1H91ZM100 2V3H101ZM116 2V0H115V3H117ZM121 2H123V1H121ZM120 2V3H121ZM135 2H137V1H134V4H136ZM142 2V1H141ZM187 2H189V1H187ZM40 3V2H39ZM59 3V2H58ZM63 3V2H62ZM72 3H73V0H72ZM93 3V2H92ZM109 4H110V1L108 2ZM119 3V2H118ZM128 3V2H127ZM126 3V4H127ZM143 3H144V1H143ZM142 3V4H143ZM155 3H157V2H155ZM29 4H32L31 5V8H32V6H36L35 8H38L37 6H39V8H38V10H40L39 11V13H37L38 12V10L36 9V11H34V12H30V11H28L29 9H31L30 8V5ZM113 4H114V2H113ZM124 4H125V2H124ZM130 4V3H129ZM131 4H133V3H131ZM147 4V3H146ZM170 4V3H169ZM173 4H175V3H173ZM59 5V4H58ZM75 5H78V4H74L73 6L72 5H70L69 7H73V9L75 8ZM98 5V6H97ZM102 5H104V3H102L101 4V6ZM112 5V4H111ZM123 5V4H122ZM139 5V4H138ZM141 5V4H140ZM151 5H152V3H151ZM159 5V4H158ZM160 5H162V4H160ZM60 6V5H59ZM59 6H56L55 5V8H54V6L52 5H50L49 4V7L48 8H53V9H50V11L52 10V11H55V9H56V7H59ZM97 6V7H96ZM106 6H107V4H106ZM106 6H104V8L106 7ZM109 6V5H108ZM115 6H116V4H115ZM143 6V5H142ZM142 6H140V7H142ZM150 6V5H149ZM164 6H165V3H164ZM179 6V5H178ZM68 7V8H69ZM120 8H121V5L119 6ZM119 7H113L114 9H118ZM131 7V6H130ZM134 7V6H133ZM145 7V6H144ZM161 7H163V6H161ZM102 8V7H101ZM107 8V7H106ZM105 8V9H106ZM113 8H109V9H107V10H105V9H103L104 11H109V14H107L108 16L109 15H111L112 13H110V11L111 12H113L114 13V11H113ZM119 8V9H120ZM138 8V7H137ZM136 8V9H137ZM143 8V7H142ZM149 8V7H148ZM147 8V9H148ZM164 8V7H163ZM261 8V6L258 8V9H260ZM33 10H34V8H32ZM32 9H31V11H32ZM59 9V8H58ZM78 9V8H77ZM94 10L93 11V16H87V13L88 12H90L91 10ZM116 9V10H117ZM119 9H118V11H116V12H119L120 13V11H119ZM127 9V8H126ZM134 9V8H133ZM133 9H132V11H133ZM147 9H145V11L147 10ZM159 9V8H158ZM181 9V8H180ZM61 10V9H60ZM71 10V9H70ZM102 9H101V13H102V11H103ZM121 10H122V8H121ZM141 10V9H140ZM152 10V9H151ZM160 10V9H159ZM189 10V9H188ZM67 10H65V12H66ZM75 11V10H74ZM144 11V10H143ZM144 11V12H145ZM153 11H155V10H153ZM162 11V10H161ZM173 11V10H172ZM195 11V10H194ZM30 12V13H29ZM36 12V13H35ZM68 12V11H67ZM72 12V11H71ZM77 12V13H78ZM107 12H105V13H107ZM134 12H135V10H134ZM149 11H147V13H148ZM157 12V11H156ZM159 12V11H158ZM157 12V13H158ZM174 12V11H173ZM172 12V13H173ZM182 12H184V11H182ZM259 12V11H258ZM261 12V11H260ZM54 14H56L55 12H53ZM69 13V12H68ZM91 13V12H90ZM104 13V12H103ZM104 13V15H106ZM119 13H117L118 14V17H117V15L115 14V15H113L112 14V16H111V18L113 19V17L115 16V18L117 17L118 19H121V16L120 15H124V14H128L129 15V11H128V13L126 12H124V10L120 13V15H119ZM122 13H124V14H122ZM138 13H140V11L138 10ZM180 13V12H179ZM257 13V12H256ZM38 14V15H37ZM50 14H51V12H50ZM67 14V13H66ZM72 14V13H71ZM71 14L69 13V15L71 16ZM130 14H132V13H130ZM166 14V13H165ZM52 15V14H51ZM57 15H58V13H57ZM74 15V14H73ZM88 15H90V14H88ZM92 15V14H91ZM106 15V16H107ZM136 15H137V13H136ZM176 15V14H175ZM240 15V14H239ZM260 15V14H259ZM70 16H69V18H70ZM141 17H142V15H140ZM153 16V15H152ZM170 16V15H169ZM181 16V15H180ZM188 16V15H187ZM233 16H235V14L233 15ZM237 16V15H236ZM258 16V15H257ZM65 17H67V18H65ZM87 17H90V19H88ZM99 17H101V16H99ZM130 17V16H129ZM134 17V16H133ZM140 17V18H141ZM160 17H162V15L160 16ZM168 17V16H167ZM176 17V16H175ZM239 18H240V16H238ZM35 18H37V19H35ZM54 18H58V16L57 17H54ZM103 18V17H102ZM101 18V19H102ZM116 18V19H117ZM122 18H124V17H122ZM128 18V17H127ZM156 18V17H155ZM170 18V17H169ZM48 19V20H49ZM68 21V23L69 24H66L65 23V21L66 20ZM87 19L89 20V22H86L87 21ZM104 19H107V17L105 18V16H104ZM128 19H130V18H128ZM128 19H126V20H128ZM131 19H133V18H131ZM142 19V18H141ZM144 19V18H143ZM38 21V22H34V21ZM62 20V21H61ZM93 20V19H92ZM95 20V19H94ZM95 20V21H96ZM109 20V19H108ZM115 20V19H114ZM114 20H112V21H114ZM124 20V19H123ZM125 20V21H126ZM140 20V19H139ZM155 20V19H154ZM174 20V19H173ZM262 20V19H261ZM102 21H103V19H102ZM107 20H105V21H103V22H106ZM120 21V20H119ZM132 21V20H131ZM130 21V22H131ZM169 21H171L170 19H169ZM74 22V23H73ZM83 22H86L85 24L83 23ZM93 22V21H92ZM108 22V21H107ZM110 22V21H109ZM117 22V21H116ZM128 22V21H127ZM133 22V21H132ZM143 22V21H142ZM155 22H157V21H155ZM159 22H160V20H159ZM164 22V21H163ZM179 22H180V20H179ZM36 23H38V24H36ZM71 23H73L74 24V26H71V25H73V24H71ZM76 23V24H75ZM134 23H136V22H134ZM140 23V22H139ZM146 23V22H145ZM169 23H171V22H169ZM172 23H174V21H172ZM176 23V22H175ZM260 23H262V21H260ZM259 23V24H260ZM71 24V25H70ZM114 24H115V22H114ZM113 24V25H114ZM124 24V23H123ZM125 24H126V22H125ZM131 24V23H130ZM133 24V23H132ZM137 24V23H136ZM144 24V23H143ZM160 24H162V23H160ZM165 24H166V22H165ZM42 25V26H41ZM94 25V26H93ZM96 25H100V31L102 32V34L100 33V34H98L99 32H97V34L99 35V37H98V35H96L95 33H94V35H96L97 36V38H96V36H94V35H92L93 36V38H92V36L90 35V37L88 36V34H92V33H90V28L91 29H95V26ZM116 25V24H115ZM134 25V24H133ZM132 25V26H133ZM138 25V24H137ZM144 25H146V24H144ZM143 25V26H144ZM153 25L154 24H152V28H153ZM169 25V24H168ZM236 25V24H235ZM246 25V24H245ZM254 25H256V24H254ZM39 26V27H38ZM102 26H103V24H102ZM105 26V25H104ZM119 26H121V25H119ZM128 26V25H127ZM131 26V25H130ZM131 26V27H132ZM136 26V25H135ZM141 26H142V24H141ZM147 26V25H146ZM149 26H150V24L147 26V29L149 28ZM157 27H158V25H156ZM169 26H171V25H169ZM247 26V25H246ZM259 26V25H258ZM38 27V28H37ZM44 28V29H41V32H40V28ZM115 27V26H114ZM124 27H126V26H124ZM137 27V26H136ZM151 27V26H150ZM156 27V28H157ZM257 27V26H256ZM115 28H117V27H115ZM130 28V27H129ZM146 28V27H145ZM176 28V27H175ZM178 28V27H177ZM183 28V27H182ZM258 28V27H257ZM263 28H264V25H263ZM34 29H36V30H38L39 29V32H37L36 34H35V30ZM52 29V30H51ZM127 29H128V27H127ZM127 29H126V31H127ZM138 29V28H137ZM137 29H134L136 32H137ZM139 29H140V27H139ZM155 29V28H154ZM159 29V28H158ZM97 30H98V27H97ZM115 31H116V29H114ZM122 30V29H121ZM130 30V29H129ZM132 30V29H131ZM144 30V29H143ZM156 30V29H155ZM245 30V29H244ZM263 30V29H262ZM44 31V32H43ZM95 31V30H94ZM99 31V30H98ZM115 31H114V33H112V32H110L111 33V35L113 34H115ZM120 32V30H119V27H118V30H117V32ZM148 31H151V30H147V32ZM247 31H248V29H247ZM258 31H260V30H258ZM34 32V33H33ZM93 32V31H92ZM128 32V31H127ZM131 32V35H132V32L133 31H130ZM142 32V31H141ZM145 33H146V31H144ZM152 32V31H151ZM156 32H158V30L156 31ZM161 32V31H160ZM162 32H164V30L162 31ZM174 32V31H173ZM242 32H243V30H242ZM257 34H259V32H257V31H255ZM42 33V34H41ZM144 33V34H145ZM127 34V33H126ZM136 34H138V33H136ZM140 34V33H139ZM155 34V33H154ZM154 34H153V36H154ZM159 34V33H158ZM158 34H156V35H158ZM164 34V33H163ZM174 34V33H173ZM246 34V33H245ZM244 34V35H245ZM262 34H264V32L262 33ZM102 37H101V36ZM103 35H104V38H107V39H109V40H105L104 38H103ZM109 35V34H108ZM107 35V36H108ZM111 35L110 36H108V37H111ZM128 35H130V34H128ZM134 35V34H133ZM147 35V34H146ZM190 35V34H189ZM126 37V39H124L125 37ZM140 37L141 36H143L142 34L141 35H139ZM148 36H150V35H148ZM152 36V35H151ZM173 36V35H172ZM246 36H247V34H246ZM19 37H21L20 39H19ZM42 37H46V38H48V39H52L53 40V42L52 41H50V40H46V41H48V43H51V44H45V45H42V44H44V43H41L39 40H43V39H45V38H42ZM123 37V38H122ZM134 37V36H133ZM138 36H136V38H137ZM139 37V38H140ZM144 37V36H143ZM142 37V39H144V38H146V37H144L143 38ZM160 37H161V35H160ZM248 37V36H247ZM246 37V38H247ZM23 38V39H22ZM89 38V39H88ZM93 39L92 40V42L94 43V42H98L97 44H99V45H97V46H101L102 48L104 47V49H99L100 51H99V53L100 54H98V49L96 48L97 46L95 45V43L93 44V43H91L90 41V39ZM98 39L99 38V40H97V41H95V39ZM101 38H103V39H101ZM114 38V37H113ZM129 38V37H128ZM131 38V37H130ZM148 38V37H147ZM154 38V37H153ZM152 38V39H153ZM155 38H157V37H155ZM134 39V38H133ZM158 39V38H157ZM248 39V38H247ZM249 39H250V37H249ZM24 40V41H23ZM89 40V41H88ZM106 41V43L108 42V41H110V42H113L114 40H118V41H115V43H119L118 45H116L115 43H113V44H109V45H107L106 43H105V45H103L104 43H102L103 41ZM148 40V39H147ZM150 41H151V39H149ZM245 40V39H244ZM38 41V42H37ZM102 41V42H101ZM149 41V42H150ZM157 41H159V40H157ZM169 41V40H168ZM172 41V40H171ZM174 41V40H173ZM204 41V40H203ZM258 41V40H257ZM263 39H262V44H263ZM39 42L41 43V44H39ZM43 42V41H42ZM45 42V41H44ZM109 42V43H110ZM137 42V41H136ZM146 42H148V41H146ZM148 42V43H149ZM156 42V41H155ZM161 42H162V40H161ZM160 42V43H161ZM164 42V41H163ZM198 42V41H197ZM244 42H246V41H243V43ZM259 42H261V41H259ZM258 42V43H259ZM102 43V44H101ZM138 43V42H137ZM159 43V44H160ZM168 43V42H167ZM172 43V42H171ZM175 43V42H174ZM201 43H202V41H201ZM205 43V42H204ZM213 43H215V42H213ZM212 43V44H213ZM145 44V43H144ZM153 44H154V42H153ZM156 44V43H155ZM163 44V43H162ZM165 44V43H164ZM195 44V43H194ZM203 44V43H202ZM207 44V43H206ZM206 44H204L203 46H205ZM211 44V45H212ZM217 44H218V42H217ZM4 45V46H5ZM103 45V46H102ZM110 45H113V46H115V51H117V52H115L114 51V53H109V52H113V51H106V50H111L112 48L110 47ZM167 45V44H166ZM168 45H169V43H168ZM167 45V46H168ZM176 45V44H175ZM190 45H192V43L190 44ZM196 45V44H195ZM210 45V44H209ZM208 45V46H209ZM215 45H216V43H215ZM260 45H261V43H260ZM264 45V44H263ZM262 45V46H263ZM48 46V47H47ZM121 46V48H123ZM150 46V45H149ZM159 46V45H158ZM158 46H157V48H158ZM163 46H165V45H163ZM166 46V48H167V50H169V48ZM174 46V45H173ZM197 46H199V45H197ZM213 46V45H212ZM211 46V47H212ZM252 46V45H251ZM46 47V48H45ZM69 47H70V50L71 49H78V51L80 50L81 52H83V53H85L86 51L88 52L86 55H83L82 53V55L81 54H79V52H77L79 55H77V53H75V51H74V53L72 52V51H70L69 50ZM108 47H110V48H108ZM130 47L132 48H134V46H131L130 45ZM130 47L128 46V49H130ZM151 47V46H150ZM156 47V46H155ZM162 47V46H161ZM171 47V46H170ZM187 47V46H186ZM202 47V46H201ZM234 47V46H233ZM244 47V46H243ZM260 47V46H259ZM42 50V52H41V50ZM47 48H49L48 49V52H47ZM99 48V47H98ZM105 48H107V49H105ZM120 48V47H119ZM132 48V49H133ZM152 48H154L153 47V45H152ZM165 48V47H164ZM175 48H176V46H175ZM181 48H182V46H181ZM192 48V47H191ZM216 48H219V45L216 47ZM221 48V50L220 51H223V49H222V47H220ZM242 48V47H241ZM258 48V47H257ZM256 48V49H257ZM264 48V47H263ZM21 49V50H20ZM45 49H46V53H44V51H45ZM84 49V50H83ZM112 49V50H113ZM160 49V48H159ZM171 49V48H170ZM179 49H180V47H179ZM192 49H194V48H192ZM192 49L190 50L191 52H192ZM205 49V48H204ZM203 49V50H204ZM8 50V51H7ZM38 50H40V52L38 51ZM86 50V51H85ZM101 50H104V55H101V54H103V51L101 52ZM119 50H123V49H119ZM158 50V49H157ZM156 50V51H157ZM207 52L209 51V49L207 50V48L205 49ZM242 50V49H241ZM249 50V49H248ZM258 50V49H257ZM262 50V49H261ZM261 50H260V52H261ZM85 51V52H84ZM155 51V50H154ZM156 51H155V53L154 54H156ZM183 51V50H182ZM182 51H180V52H182ZM184 51H185V49H184ZM183 51V52H184ZM187 51H189V50H187ZM189 51V52H190ZM195 51V50H194ZM193 51V52H194ZM199 51V50H198ZM202 51V50H201ZM211 51V50H210ZM209 51V52H210ZM220 51L218 52V54L220 53ZM233 51V50H232ZM5 52V51H4ZM3 52V53H4ZM5 52V53H6ZM20 52V53H19ZM71 52V53H70ZM107 52V54L105 55V53ZM141 52H142V54H141ZM169 52V51H168ZM168 52H166V53H168ZM172 52V51H171ZM179 52V51H178ZM178 52H177V54H178ZM186 52V51H185ZM184 52V53H185ZM192 52V53H193ZM203 52V51H202ZM226 52V51H225ZM228 52V51H227ZM234 52V51H233ZM236 52V51H235ZM240 52V51H239ZM242 52V51H241ZM259 52V53H260ZM4 53V54H5ZM6 53V54H7ZM41 53H43V54H41ZM48 53V54H47ZM73 53V54H72ZM158 53V52H157ZM159 53H160V51H159ZM162 53V52H161ZM163 53H164V50H163ZM173 53V52H172ZM188 53V52H187ZM186 53V54H187ZM204 53H205V51H204ZM224 53V52H223ZM229 53H230V51H229ZM228 53V54H229ZM262 53V52H261ZM16 54V55H15ZM46 54V55H45ZM52 54V55H51ZM141 54V55H140ZM175 55H177L176 53H174ZM173 54V55H174ZM182 54V53H181ZM185 54V55H186ZM202 54V53H201ZM206 54V53H205ZM222 54V53H221ZM225 54V53H224ZM228 54L227 55H225V56H228ZM257 54H258V52H257ZM47 55H48V57H47ZM50 55V56H49ZM120 55H121V57H120ZM129 55H130V57H131V55L132 56H134L133 58H136V59H134V60H130L131 58H129ZM139 55H140V57H139ZM157 55V54H156ZM175 55H174V57H175ZM189 56L191 55V54H188ZM198 55V54H197ZM203 55V54H202ZM201 55V59H200V61L199 60H197V61H199V62H202L203 60V56ZM211 55V54H210ZM216 55V54H215ZM234 55V54H233ZM237 55H238V53H237ZM243 55V54H242ZM242 55H240V56H242ZM51 56L53 57H57L56 59L59 61V62H61L60 64H61V69H62V71H61V69H58L59 67H57L59 64H57L56 62H58L57 60H55L54 62V64H57L56 65V67H55V65L53 64L52 66H54L55 68H56V70L54 71V70H51L52 72H56L57 71V73H55L57 76H59L58 78L59 79H57L56 78V76H55V74H54V78H56L57 79V81H56V79H55V81H56V83H55V81L52 79L53 78V76H51L50 78L54 81V83L51 81V79L50 78H48L49 77V75H52L53 73H51L50 72V69H52V68H54V67H51V68H49L48 70H46V68L44 67L43 69H42V65L44 64V63H47V65L50 63V64H52L53 63V58H51ZM162 56V55H161ZM179 56V55H178ZM188 56V57H189ZM206 57L208 56V55H205ZM214 56V55H213ZM221 56V55H220ZM222 56H223V54H222ZM8 57L10 58V59H8ZM51 59H50V58ZM152 57H154V58H152ZM163 57V56H162ZM173 57V58H174ZM186 57V56H185ZM199 56H197V58H198ZM203 57V58H202ZM205 57V58H206ZM211 57V56H210ZM224 57V56H223ZM231 57V56H230ZM253 57V56H252ZM260 57V56H259ZM2 58H3V61H2ZM5 58H7V59H5ZM47 58H49V59H47ZM127 60V62H128V64L126 63V60ZM132 58V59H133ZM140 58H141V60H140ZM176 58V57H175ZM174 58V59H175ZM182 58H184V54H183V57ZM181 58V59H182ZM196 58V59H197ZM200 58V57H199ZM222 58V57H221ZM226 58V57H225ZM228 59H226V61L227 60H229L230 58H229V56L227 57ZM234 58H236V56L234 57ZM262 58L264 59V57L262 56ZM45 59H47V60H51L50 62L49 61H44L43 62V60H45ZM122 59H124L123 61H121ZM143 59V60H142ZM161 59V58H160ZM159 59V60H160ZM177 60H179L180 59V56H179V58L177 57L176 58ZM179 60L180 62H172L171 64L172 65H174V63H175V67L177 66L176 64L178 63V67L180 66V63H183V61L182 60ZM186 59H187V57H186ZM210 59V58H209ZM224 59V58H223ZM238 59V58H237ZM240 59V58H239ZM244 59V58H243ZM243 59H240L239 61V63H243V62H241V60H243ZM253 59V58H252ZM192 60V59H191ZM214 60H215V57H214ZM217 60H220V59H218L217 58ZM232 60V59H231ZM235 60V59H234ZM246 60V59H245ZM244 60V61H245ZM258 59H256L255 61H257ZM79 61V63L80 62H82L83 64H85V65H83V66H75V62H78ZM133 61V62H132ZM135 61H138V62H136L135 63ZM144 61V62H143ZM182 61V62H181ZM186 62L188 61V59L187 60H185ZM221 61V60H220ZM236 61V64H237V60H235ZM253 61V60H252ZM254 61V62H255ZM262 61V60H261ZM40 62H42V65L40 64ZM49 62V63H48ZM58 62V63H59ZM123 62H125V63H123ZM145 62V63H146ZM152 62V63H153ZM205 62V61H204ZM204 62H202V63H204ZM209 62H210V60H209ZM209 62H207V63H209ZM213 62V61H212ZM221 62H223V60L221 61ZM220 62V63H221ZM228 62H230V60L228 61ZM233 63H234V61H232ZM246 62V61H245ZM248 62V61H247ZM260 62V61H259ZM74 64V66H73V64ZM131 63H133V65L131 64ZM154 63H156V62H154ZM153 63V64H154ZM162 63V62H161ZM185 63V62H184ZM183 63V64H184ZM189 62H187V64H188ZM192 63H195V61H192ZM206 63V64H207ZM216 63H218V61L216 62ZM226 63V62H225ZM225 63H223V64H225ZM256 63V62H255ZM77 64V63H76ZM81 64V63H80ZM183 64H181V65H183ZM186 64V63H185ZM190 64H191V62H190ZM199 64H201V63H199ZM219 64V63H218ZM228 63H226V65H227ZM230 64V63H229ZM228 64V65H229ZM244 64V63H243ZM46 64H44V66H45ZM46 65V66H47ZM147 65V66H148ZM152 65V64H151ZM150 65V66H151ZM172 65H171V70H172ZM193 65V64H192ZM194 65H196V63L194 64ZM212 65H214V63L212 64L211 63V65L210 66H212ZM60 66V65H59ZM150 66H148V67H150ZM169 66H170V64H169ZM174 66H173V69H176V68H174ZM221 66H222V64H221ZM225 66V65H224ZM234 66V68H235V64L233 65ZM244 66V65H243ZM48 67V66H47ZM146 69H145V68ZM152 67V66H151ZM155 67H158V68H155ZM185 66H183V68H184ZM191 67H193V66H190V68ZM200 67H201V65H199V71L198 72H200V73H197L198 74V77H200L199 76V74H201V76H202V73L205 71V69L207 68H205V66H204V68L205 69H201L200 70ZM202 67H203V64H202ZM201 67V68H202ZM209 67V66H208ZM213 67V66H212ZM211 67V68H212ZM215 67H216V64H215ZM231 67H232V64H231ZM241 67V66H240ZM246 67V66H245ZM249 67V66H248ZM129 68V69H128ZM169 68V67H168ZM180 69H181V67H179ZM194 68V67H193ZM197 68V67H196ZM217 68V67H216ZM41 69V70H40ZM45 69V71L46 72H43L42 70H44ZM59 71H58V70ZM128 69V70H127ZM180 69L178 70V69H176L175 71H180ZM192 69V68H191ZM191 69H189L188 68V70H190L191 71ZM213 69V68H212ZM229 69H230V66H229ZM244 69V68H243ZM242 69V71L244 72V70ZM250 69H251V67H250ZM40 70V71H39ZM129 70H131V72L129 73V74H127V72L126 71H128L129 72ZM183 70V69H182ZM185 70V69H184ZM182 71L181 73L183 74L184 72V75H186V73H187V69L185 70V71ZM218 70V69H217ZM234 70V69H233ZM233 70H231V71H228V72H231L232 73V71ZM236 70H237V68H236ZM246 70V69H245ZM48 71H49V73H48ZM60 71L62 72V73H60ZM151 71V72H152ZM177 71V72H178ZM189 71V72H190ZM192 71H193V69H192ZM191 71V72H192ZM195 71V70H194ZM193 71V72H194ZM197 71H195V72H197ZM203 71V72H202ZM207 71V70H206ZM223 71V70H222ZM238 71H239V69H238ZM241 71V72H242ZM248 71V70H247ZM145 72V73H144ZM154 72H156V73H158V75L155 73V75H154ZM166 72V71H165ZM165 72H162V73H164V75L163 76H165V78H166V75H165ZM177 72H176V74H177ZM194 72V73H195ZM217 72V71H216ZM225 72V71H224ZM235 72V71H234ZM240 72V71H239ZM250 72V71H249ZM49 75H48V74ZM179 73V72H178ZM205 73V72H204ZM209 72L207 71V73L206 74H208ZM218 73V72H217ZM45 74H47V76L48 77H46V75ZM150 74H151V76H150ZM169 74H174V71L173 72H171V73H169ZM169 74H167L168 76H169ZM180 75V76H183V75ZM210 74V73H209ZM214 74V73H213ZM219 74H221V73H219ZM218 74V75H219ZM154 75V76H153ZM189 75H190V77H192V76H195V75H193V73L191 74V73H189L188 74V77H189ZM192 75V76H191ZM227 75V74H226ZM225 75V76H226ZM249 75V74H248ZM248 75H246V76H248ZM62 78H61V77ZM153 76V77H152ZM167 76V77H168ZM175 76V75H174ZM174 76H172V77H174ZM177 76V75H176ZM175 76V77H176ZM207 76V75H206ZM242 76H243V74H242ZM129 77V78H128ZM152 77V78H151ZM158 77H159V79H158ZM171 76H170V78H172ZM174 77V78H175ZM186 77H187V75H186ZM185 77V78H186ZM189 77V79H187L186 78V80H182V79H184V78H182L181 77V79H178V78H180L179 76H178V78L176 77V81H177V79L179 80V81H181L182 80V82L183 81H185L184 83H183V87H185L186 88V85H187V87L188 86H190V84H192V83H189V81L187 82V80H190L191 82H192V79L193 78H190ZM197 77V76H196ZM245 77V76H244ZM46 78H48V79H46ZM149 78H150V80H151V82H149L150 80H149ZM164 78V77H163ZM164 78V79H165ZM169 78V77H168ZM173 78V79H174ZM195 78V77H194ZM207 78V77H206ZM208 78H210V77H208ZM220 78H221V76H220ZM130 79H132V83L130 82L129 83V80ZM172 79V80H173ZM199 79V78H198ZM203 79V78H202ZM201 79V80H202ZM213 79V78H212ZM226 79V78H225ZM247 79V78H246ZM48 80H50L49 82H48ZM133 80H136L135 82H137V83H135ZM145 80H146V82H149V83H151V88H153V89H155L157 92H153L152 91V93H151V90H149L150 91V94H147V93H149V92H145V93H142L143 91L142 90H144V88L145 87H147V85H149L150 86V84H148V83H145ZM160 80V81H161ZM170 80V79H169ZM194 80H196V79H194ZM199 81V80H197V81H199V82H203V81ZM208 80V79H207ZM211 80V79H210ZM217 80V79H216ZM162 81H161V83H162ZM168 81V80H167ZM166 81V82H167ZM197 81H195L196 83H198ZM206 81V80H205ZM212 81V80H211ZM221 81H223V80H221ZM165 81H163V83H164ZM173 82L174 83H176L175 82V79L173 80V81H170V84L172 83L173 84ZM187 82V83H186ZM206 82H208V83H210V81H206ZM213 82V81H212ZM219 82V81H218ZM225 82V81H224ZM224 82H223V84H224ZM248 82H250V81H248ZM134 83H135V85H134ZM157 83V82H156ZM155 83V84H156ZM194 83V82H193ZM205 83V82H204ZM133 84V85H132ZM137 84V85H136ZM147 84V85H146ZM158 84H159V86H160V83H159V81H158ZM158 84H156V85H154V86H157ZM167 84H169V82L168 83H166V85ZM170 84L168 85L170 88H171V86H170ZM178 84V85H177ZM177 84H174L175 86H176V89H175V91L176 90H178V93L179 92H181L180 90H181V88L180 87H182L180 84H182L181 82H178ZM202 84V83H201ZM222 84V83H221ZM244 84H246V83H244ZM243 84V85H244ZM250 84V83H249ZM185 85V86H184ZM194 85V84H193ZM193 85H191L192 86V88H193ZM196 85V84H195ZM198 85V84H197ZM208 85V84H207ZM253 85V84H252ZM131 86V87H130ZM136 86H138V87H136ZM148 86V87H149ZM162 86V85H161ZM160 86V87H161ZM167 86V87H168ZM173 86V85H172ZM178 86H180L179 88H178ZM190 86V87H191ZM202 86V85H201ZM205 86H206V83H205ZM240 86V85H239ZM246 86V85H245ZM133 87H134V89H135V92H131V91H134V89H133ZM167 87L165 88L166 90H167ZM182 87V88H183ZM189 87V88H190ZM251 87V86H250ZM128 88H132L130 91H129V89ZM137 88L139 89L137 92H136V90H137ZM150 88V87H149ZM149 88H147V89H149ZM169 88V89H170ZM172 88H175V87H172ZM178 88V89H177ZM185 88H183V90H182V92L181 93H179V94H183V95H185L184 93H186V92H184V90H186ZM207 88H208V86H207ZM221 88V87H220ZM239 88H241V86L239 87ZM157 89H158V87H157ZM162 89V88H161ZM180 89V90H179ZM191 89V88H190ZM198 89V88H197ZM223 89L224 88H222V91H223ZM243 89V88H242ZM248 89V88H247ZM146 90V89H145ZM158 90H160V89H158ZM170 90H172V89H170ZM189 89H187L186 91H188ZM199 90H200V88H199ZM198 90V91H199ZM204 91H205V87H204V89H203ZM209 90V89H208ZM244 90H245V88H244ZM249 90V89H248ZM263 91H262V93L264 92V89H262ZM148 91V90H147ZM163 91V90H162ZM218 90H216V92H217ZM231 91H233V90H231ZM230 91V92H231ZM237 91V90H236ZM243 91V90H242ZM251 91V90H250ZM167 92V95H169L168 93H170L169 91H166ZM184 92V93H183ZM189 92H191V95H192V93H194L195 94V92H197V91H195L194 92V90H193V92L192 91H190L189 90ZM203 92V91H202ZM206 92V91H205ZM215 92V91H214ZM213 92V93H214ZM218 92H220V91H218ZM235 92V91H234ZM244 92V91H243ZM246 92V91H245ZM164 93H165V91H164ZM163 93V94H164ZM172 93H173V91H172ZM177 93V94H178ZM200 93V92H199ZM222 93V92H221ZM226 93V92H225ZM153 94H155V95H153ZM160 94H161V92H160ZM175 94V93H174ZM186 94H188V93H186ZM198 94V93H197ZM205 94V93H204ZM208 94V93H207ZM207 94H206V96H207ZM218 94V93H217ZM251 94V93H250ZM254 94V93H253ZM264 94V93H263ZM153 95V96H152ZM191 95H190V97H191ZM196 95V94H195ZM210 96H211V94H209ZM227 95V94H226ZM248 95H249V93H248ZM162 96V95H161ZM164 96H165V94H164ZM171 97H173V95H170ZM177 96H180V95H177ZM182 96V95H181ZM186 96V95H185ZM194 96V95H193ZM192 96V97H193ZM198 96V95H197ZM217 96V95H216ZM229 96V95H228ZM235 96V95H234ZM242 96V95H241ZM250 96H252V95H250ZM254 96V95H253ZM263 96V95H262ZM176 97V96H175ZM187 97H188V95H187ZM194 97H196V96H194ZM199 97V96H198ZM201 97V96H200ZM204 97V96H203ZM208 97V96H207ZM224 97V96H223ZM230 97V96H229ZM228 97V98H229ZM237 97V96H236ZM261 97V96H260ZM157 98V97H156ZM160 98V100H161V98L162 97H159ZM158 98V99H159ZM164 98V97H163ZM177 98V97H176ZM175 98V99H176ZM210 98H212V97H210ZM209 98V99H210ZM217 98H219V97H217ZM227 98V97H226ZM226 98H224V99H226ZM228 98L225 100V101H227L228 100ZM232 98H234V97H232ZM152 99V100H151ZM155 99V98H154ZM180 99V98H179ZM194 99V98H193ZM200 99H202V98H200ZM204 99H206L205 97H204ZM208 99V98H207ZM206 99V100H207ZM221 99H222V97H221ZM223 99V100H224ZM230 99V98H229ZM240 99H242V98H240ZM152 101L153 102V104H154V102L155 101H157V102H155V106L157 107V105H158V103H162L163 105H161L160 106V104H159V106L157 107V108H153V104H151L152 102H149V101ZM165 100V99H164ZM181 100V99H180ZM183 100V101H182ZM182 102H184V98H182ZM195 100V99H194ZM196 100H198V99H196ZM223 100H221L222 102H223ZM237 100V99H236ZM239 100V99H238ZM237 100V101H238ZM249 100V99H248ZM252 100V99H251ZM255 100V99H254ZM260 100V99H259ZM162 101V100H161ZM178 100H176V102H177ZM203 101V100H202ZM214 100L212 99V102H213ZM216 103L218 104V102L220 101V100H217L216 99ZM220 101V102H221ZM234 101V100H233ZM236 101V102H237ZM247 102V100H244V102ZM250 101V100H249ZM249 101H248V104H249ZM262 101H263V99H262ZM164 102V101H163ZM179 102V101H178ZM181 102V103H182ZM200 102H201V100H200ZM204 102H207V101H204ZM204 102H202L203 103V106H204ZM209 102V101H208ZM212 102H211V104H212ZM227 102H231V101H227ZM239 102V101H238ZM251 102V101H250ZM255 102V101H254ZM197 103L199 104V101H197ZM233 103V102H232ZM235 103V102H234ZM243 103V102H242ZM157 104V105H156ZM191 104V105H192ZM207 104V103H206ZM226 104V103H225ZM153 105V106H152ZM181 105V104H180ZM179 105V106H180ZM190 105V106H191ZM200 105H201V103H200ZM214 105V104H213ZM222 105H223V103H222ZM240 105H242V104H240ZM255 105V104H254ZM177 106V105H176ZM194 106V105H193ZM193 106H192V108H193ZM196 106H197V104H196ZM207 106H208V104H207ZM211 106V105H210ZM218 106V105H217ZM216 106V107H217ZM228 106V105H227ZM231 106V105H230ZM237 106V105H236ZM239 106V105H238ZM237 106V107H238ZM251 106H252V104H251ZM256 106V105H255ZM169 107V108H168ZM174 107V106H173ZM229 107V106H228ZM178 108L176 107V108H174V109H176V110H178ZM189 108V107H188ZM197 107H195V109H196ZM199 108H201V107H199ZM234 108V107H233ZM245 107L243 106V109H244ZM247 108V107H246ZM255 108V107H254ZM159 109V108H158ZM190 109H191V107H190ZM190 109L189 110H187L188 112L190 111ZM209 109V108H208ZM214 109V108H213ZM220 109V108H219ZM219 109H218V113L220 112L219 111ZM236 109V108H235ZM235 109H234V111H235ZM239 109V108H238ZM248 109H249V107H248ZM256 109V108H255ZM197 110V109H196ZM201 110V109H200ZM205 110V109H204ZM203 110V111H204ZM206 110H207V108H206ZM205 110V111H206ZM216 110V109H215ZM224 110H225V112H227L226 110L227 109H225L224 108ZM229 110L230 109H228V112H229ZM241 110V109H240ZM167 111V112H168ZM187 111H185V112H187ZM208 111H210V110H208ZM233 111V110H232ZM239 110H237V112H238ZM251 111V110H250ZM154 112V113H153ZM167 112H164L163 113V116H165V114L167 113ZM168 112V113H169ZM185 113L186 115L188 114L189 115V113L190 112H192V110L189 112V113ZM199 112H201V111H199ZM214 111H212V113H213ZM243 112H246V111H243ZM168 113H167V115H168ZM170 113H169V115H170ZM196 113H198V110L196 111ZM195 113V114H196ZM215 113H217V112H215ZM214 113V114H215ZM218 113H217V115H218ZM222 113V112H221ZM233 113V112H232ZM231 113V114H232ZM241 114H242V112H240ZM158 115V116H156V117H158V118H156V117H154V118H156V119H152V117L151 116H153V115ZM171 114V115H172ZM176 114V116H178ZM224 114H226V113H224ZM246 114V113H245ZM181 114H179V116H180ZM190 115H192L191 113H190ZM189 115V116H190ZM216 115V114H215ZM234 115V114H233ZM232 115V116H233ZM173 116H172V118H173ZM183 116V115H182ZM189 116L188 117H186V119L188 118L189 119ZM196 116V115H195ZM194 116V117H195ZM199 116V115H198ZM219 117L221 116V115H218ZM224 116V115H223ZM168 117V116H167ZM193 117V116H192ZM197 117V116H196ZM206 117H208V115L206 116ZM231 117V116H230ZM235 117V116H234ZM238 116H237V113H236V118H237ZM1 118V119H2ZM172 118H171V120H172ZM175 118V117H174ZM209 118V117H208ZM211 118V117H210ZM216 118H217V116H216ZM222 118V117H221ZM225 118H227V117H225ZM229 118V117H228ZM169 119H170V117H169ZM168 119V120H169ZM177 119H180L179 117H177ZM186 119H183V120H186ZM187 119V120H188ZM197 119H199V118H197ZM211 119H213V118H211ZM232 119V118H231ZM168 120H166V121H168ZM190 120H192V118L190 119ZM194 120V119H193ZM224 120V119H223ZM149 121V122H148ZM156 121H158V123L156 122ZM159 121H161L162 123H159ZM170 121V120H169ZM178 121V120H177ZM198 121V120H197ZM196 121V122H197ZM201 121V120H200ZM212 121V120H211ZM210 121V122H211ZM215 121V120H214ZM218 121V120H217ZM219 121H222V120H219ZM218 121V122H219ZM224 121H226V120H224ZM227 121H231V120H227ZM238 121V120H237ZM244 121V120H243ZM0 122V123H1ZM144 122H145V124H144ZM147 122V123H146ZM152 122L150 123V129H148L147 127H145V128H147L148 130H151V131H153L154 132V129L155 128H158L159 126L157 125H155V123H153L154 125V127L152 126ZM184 122H186V121H184ZM191 122H193V121H191ZM191 122L189 121V122H187V123H190L191 124ZM196 122H195V125H197L196 124ZM199 122V121H198ZM206 122V121H205ZM205 122H203V123H205ZM209 122V121H208ZM216 122V121H215ZM234 122V121H233ZM1 123V124H2ZM224 123V122H223ZM230 123V122H229ZM208 124V123H207ZM219 124V123H218ZM166 125H167V123H166ZM186 126V124H183V126ZM189 125V124H188ZM199 125H201V124H199ZM205 125V124H204ZM217 125V124H216ZM219 125H221V124H219ZM227 125V124H226ZM163 126H164V124H163ZM181 126H182V124H181ZM182 126V127H183ZM192 126V125H191ZM194 126V125H193ZM192 126V127H193ZM214 126V125H213ZM144 127V126H143ZM166 127V126H165ZM174 127V126H173ZM220 127V126H219ZM225 127V126H224ZM227 127V126H226ZM135 128H136V130H135ZM141 128V127H140ZM160 128H158V129H160ZM187 128H189V126L187 127ZM194 128V127H193ZM192 128V129H193ZM196 128V127H195ZM195 128H194V130H195ZM202 128V127H201ZM200 128V129H201ZM217 128H218V126H217ZM221 128H223V126L221 127ZM135 130V132H131V130ZM147 129H144L143 128V130L144 131H146V132H143V133H147ZM155 130V131H159V130ZM163 129V128H162ZM191 129V130H192ZM161 130V129H160ZM180 130V129H179ZM191 130H189V131H186V129H185V131L188 133V132H190V135H191ZM223 130V129H222ZM221 129L219 130V131H222ZM139 131V130H138ZM150 131V132H151ZM183 131V130H182ZM197 131V130H196ZM224 131V130H223ZM164 132V131H163ZM185 132V135L187 134ZM194 132V131H193ZM22 133H24L23 135L24 136H20V134H22ZM148 133H149V131H148ZM159 133V132H158ZM201 133V132H200ZM1 134V135H2ZM113 134V135H114ZM129 134V133H128ZM137 134V133H136ZM138 134H140V132H138ZM137 134V135H138ZM150 134V133H149ZM155 134V133H154ZM157 134V133H156ZM180 134V133H179ZM182 134V133H181ZM196 134H198V132L196 133ZM195 134V135H196ZM6 135H4V137H0V138H5V137H7ZM113 135H111V136H113ZM127 135V134H126ZM130 135V134H129ZM144 134H142V136H143ZM146 135H148V134H146ZM152 135V134H151ZM151 135H150V137H151ZM189 135V136H190ZM194 135V134H193ZM125 135H123L122 137H124ZM154 136V135H153ZM157 136V135H156ZM180 136V135H179ZM7 137V138H8ZM113 137H117L116 135L115 136H113ZM126 137V136H125ZM128 137H130V136H128ZM127 137V138H128ZM134 137H137V136H133V138ZM138 137H141V135L139 136L138 135ZM137 137V139L139 140V142H138V144H141L142 142H143V140H142V142L140 143V140L141 139H139ZM150 137H147V138H150ZM181 138H182V136H180ZM185 137V136H184ZM193 137V136H192ZM192 137H189V138H192ZM108 138V139H107ZM142 138V137H141ZM186 139H187V137H185ZM188 138V139H189ZM22 139H25V141L24 140H22ZM118 139V138H117ZM121 139V138H120ZM128 139H131L132 140V136L130 137V138H128ZM136 139V138H135ZM135 139H134V141L133 142H135V143H137L136 141H135ZM143 139V138H142ZM151 139H152V137H151ZM154 139V138H153ZM177 139H178V137H177ZM184 139V138H183ZM4 141H5V139H3ZM27 140H31V141H28L27 142ZM85 140H86V142H85ZM111 140H113L112 138H111ZM137 140V141H138ZM147 140V139H146ZM146 140H144L145 142H144V144L145 143H148ZM155 140V139H154ZM176 140V139H175ZM179 140V139H178ZM191 140V139H190ZM0 141H1V139H0ZM114 142H115V140H113ZM126 141V140H125ZM128 141V140H127ZM126 141V142H127ZM148 141H150V140H148ZM152 141V140H151ZM183 141V140H182ZM8 142V139L6 140V143ZM24 142H26V143H24ZM102 143H103V141H101ZM104 142V143H105ZM113 142V143H114ZM129 142V141H128ZM127 142V143H128ZM132 142V141H131ZM130 142V143H131ZM132 142V143H133ZM176 142V141H175ZM192 142V141H191ZM190 142V143H191ZM196 142V141H195ZM111 143V142H110ZM177 143H179V142H177ZM90 144V143H89ZM89 144H85V145H89ZM124 144V143H123ZM134 144V143H133ZM134 145L135 147L136 146H139V145ZM149 144V143H148ZM148 144H147V146H148ZM152 144V143H151ZM157 144V143H156ZM194 144V143H193ZM4 145V143L2 144V146ZM7 145H8V143H7ZM6 145V146H7ZM12 145V144H11ZM128 145V144H127ZM132 145V144H131ZM143 145V144H142ZM141 145V146H142ZM146 145V144H145ZM159 145V144H158ZM175 145V144H174ZM181 145H182V143H181ZM186 145V144H185ZM187 145H188V143H187ZM1 146V145H0ZM1 146V147H2ZM5 146V145H4ZM3 146V148H5L6 149V147H4ZM91 148L93 147V146H91V144L89 145ZM99 146V147H100ZM103 146V145H102ZM109 146L111 147L112 146V144L110 145L109 144ZM130 145H128V147H129ZM134 146H132V147H134ZM193 146V145H192ZM195 146V145H194ZM123 147V146H122ZM126 147V146H125ZM128 147L126 148L127 150H128ZM134 147V148H135ZM146 147V146H145ZM124 148V147H123ZM9 149V148H8ZM14 149V148H13ZM12 149V150H13ZM50 149H48V150H50ZM93 149V148H92ZM99 150H100V148H98ZM109 149V148H108ZM140 149V148H139ZM141 149H142V147H141ZM2 150V149H1ZM15 150V149H14ZM27 150H25L26 152H27ZM33 150V151H32ZM45 150V151H46ZM63 150H61L62 152H63ZM105 150V149H104ZM119 150V149H118ZM121 150V149H120ZM126 150V151H127ZM136 151V149H133V151ZM143 150V149H142ZM7 151V150H6ZM10 151V150H9ZM38 151V152H37ZM44 151V152H45ZM61 151H60V153H61ZM69 151H70V149H69ZM71 151H74V150H72L71 149ZM77 151V150H76ZM82 151V150H81ZM81 151H80V153H81ZM92 151V150H91ZM91 151H89L90 152V154H91ZM97 151V150H96ZM95 151V153L97 154L98 152H96ZM116 151V150H115ZM121 151H123V150H121ZM130 151V150H129ZM134 151V152H135ZM147 151V150H146ZM11 152V151H10ZM10 152H8V153H6V154H10ZM19 152V151H18ZM23 152V151H22ZM44 152H43V154H44ZM46 152H48V151H46ZM51 153H52V151H50ZM58 152V151H57ZM56 151H55V153H57ZM66 152L67 151H65V154H66ZM86 152V151H85ZM100 152H102L101 150H100ZM99 152V153H100ZM104 152V151H103ZM106 152H108V151H106ZM105 152V153H106ZM114 152V151H113ZM132 152V151H131ZM141 152V151H140ZM16 153H17V151H16ZM21 152H19L18 154H20ZM27 153H29V152H27ZM50 153V154H51ZM79 153V154H80ZM84 153V152H83ZM82 153V154H83ZM92 153H93V151H92ZM94 153V154H95ZM127 153H128V151H127ZM138 153H139V150H138ZM34 154V153H33ZM43 154H41V155H43ZM48 154V153H47ZM47 154H46V156H47ZM64 154V153H63ZM89 154V153H88ZM102 154V153H101ZM108 154V153H107ZM132 154H134L133 152H132ZM131 154V155H132ZM135 154H137V151H136V153ZM0 155H1V153H0ZM21 155H22V153H21ZM26 155V154H25ZM29 155H30V153H29ZM32 155V154H31ZM35 155H37V154H34L33 156H35ZM40 155V156H41ZM54 155V154H53ZM56 155V154H55ZM60 155V154H59ZM84 155H86V154H83L82 156H84ZM91 155H93V154H91ZM90 155V156H91ZM99 155V154H98ZM114 155V154H113ZM112 155V156H113ZM45 156V157H46ZM52 156V155H51ZM62 156V155H61ZM71 156V155H70ZM72 156H74V155H72ZM95 156V155H94ZM93 156V157H94ZM105 157V155H102V157ZM4 157V156H3ZM2 157V158H3ZM25 157V156H24ZM27 157V156H26ZM38 157V156H37ZM55 157V156H54ZM60 157V156H59ZM66 157V156H65ZM92 157V158H93ZM137 157V156H136ZM9 158V157H8ZM32 158V157H31ZM35 158V157H34ZM41 158H42V156H41ZM46 158H48V157H46ZM46 158H44L45 160L44 161H46V160H48V159H46ZM56 158V157H55ZM64 158V157H63ZM77 158V157H76ZM82 158V157H81ZM96 158H97V156H96ZM99 159H100V157H98ZM97 158V159H98ZM1 159V158H0ZM12 159H15V158H13L12 157ZM37 159V158H36ZM53 159V158H52ZM57 159H58V157H57ZM71 160H72V158H70ZM73 159H75V158H73ZM86 159V158H85ZM10 160V159H9ZM20 160V159H19ZM38 160H39V158H38ZM42 160V159H41ZM65 160H66V158H65ZM64 160V161H65ZM76 160V159H75ZM82 160V159H81ZM89 160H90V158H89ZM2 161H3V159H2ZM6 162H7V160H5ZM15 161V160H14ZM32 161H33V159H32ZM37 161V160H36ZM35 161V162H36ZM40 161V160H39ZM51 161H53V160H51ZM50 161V162H51ZM79 161V160H78ZM86 161H88V160H86ZM10 162H13V161H10ZM10 162H9V164L8 165H10ZM20 162H22V161H20ZM30 162V161H29ZM34 162V161H33ZM54 162V161H53ZM50 163V164H55V163ZM57 162V161H56ZM62 162V161H61ZM73 162V161H72ZM89 162V161H88ZM92 162V161H91ZM94 162H95V160H94ZM93 162V163H94ZM0 163H1V161H0ZM16 163H18L17 161H16ZM39 163V162H38ZM64 163V162H63ZM2 164V163H1ZM5 164V163H4ZM23 164H24V161H23ZM47 164H49V163H47ZM65 164V163H64ZM95 164V163H94ZM93 164V165H94ZM12 165V164H11ZM16 165V164H15ZM27 165V164H26ZM36 165V164H35ZM43 165V164H42ZM45 165V164H44ZM68 165V164H67ZM76 165H78V164H76ZM5 166H7V165H5ZM17 166V165H16ZM19 166V169H20V165H18ZM28 166V165H27ZM32 166V165H31ZM47 166V165H46ZM52 166V165H51ZM58 166V165H57ZM61 166V165H60ZM75 166V165H74ZM10 167V166H9ZM12 167H14V164L12 165ZM11 167V168H12ZM22 167V166H21ZM25 167V166H24ZM41 167V166H40ZM62 167V166H61ZM2 168H4V166L2 167ZM2 168H0V169H2ZM15 168H17V167H14V169ZM38 168V167H37ZM44 168V167H43ZM46 168H49V165H48V167H46ZM51 168V167H50ZM55 168V167H54ZM18 169V168H17ZM9 170V169H8ZM11 170V169H10ZM31 170V169H30ZM29 170V171H30ZM44 170V169H43ZM57 170V169H56ZM3 171V170H2ZM4 171H6V170H4ZM19 171V170H18ZM22 171H25V168H24V170L22 169ZM26 171H28V169L26 170ZM24 172L25 174H27V175H29L28 173H30V172ZM37 171V170H36ZM35 171V172H36ZM45 171V170H44ZM50 171V170H49ZM49 171H47L48 173H49ZM58 171V170H57ZM61 171V170H60ZM79 171V170H78ZM7 172V171H6ZM21 172V171H20ZM32 172V171H31ZM39 172V171H38ZM41 172V171H40ZM43 172V171H42ZM41 172V173H42ZM61 172H64V171H61ZM80 172V171H79ZM82 172V171H81ZM32 173H34V172H32ZM44 173V172H43ZM42 173V174H43ZM57 173V172H56ZM59 173V172H58ZM57 173V174H58ZM67 173V172H66ZM78 173V172H77ZM0 174H1V172H0ZM3 174V173H2ZM1 174V175H2ZM76 173H73L72 175L74 176ZM80 174V173H79ZM85 174V173H84ZM22 175V174H21ZM32 175V174H31ZM36 175V174H35ZM47 175V174H46ZM54 175V174H53ZM63 175V174H62ZM82 175V174H81ZM177 175V174H176ZM23 176H25V175H23ZM42 176H44V175H42ZM54 177V176H53ZM81 177V176H80ZM83 177V176H82ZM0 178H1V176H0ZM3 178V177H2ZM28 178H29V176H28ZM33 178V177H32ZM65 178V177H64ZM101 178H104V176H102ZM180 179H182L181 177H179ZM179 178H177V179H179ZM5 179V178H4ZM54 179V178H53ZM52 179V180H53ZM78 180H79V178H77ZM87 179V178H86ZM26 180V179H25ZM63 180V179H62ZM74 180H75V178H74ZM81 180V179H80ZM85 179H83V180H81V183H82V181H84ZM98 180V179H97ZM137 180V179H136ZM171 180V179H170ZM23 181V180H22ZM26 181H28V180H26ZM26 181H23V183L25 184V182ZM68 181V180H67ZM133 181V180H132ZM138 181H140V180H138ZM148 181V180H147ZM150 181V180H149ZM148 181V182H149ZM175 181V180H174ZM178 181V180H177ZM181 181V180H180ZM187 181V180H186ZM78 182V181H77ZM95 182H96V180H95ZM94 182V183H95ZM152 182V181H151ZM155 182V181H154ZM27 183V182H26ZM50 183V182H49ZM51 183L53 184V182L51 181ZM50 183V184H51ZM63 183H64V181H63ZM87 183V182H86ZM98 183H99V181H98ZM143 183V182H142ZM191 183V182H190ZM51 184V185H52ZM56 184H58V183H56ZM65 184V183H64ZM69 184V183H68ZM76 184V183H75ZM74 184V185H75ZM96 184H97V182H96ZM138 184V183H137ZM67 185V184H66ZM99 185H101V184H99ZM107 185V184H106ZM129 185V184H128ZM142 185V184H141ZM77 186V185H76ZM75 186V187H76ZM140 186V185H139ZM146 186V185H145ZM59 187V186H58ZM57 187V188H58ZM75 187H74V189H75ZM79 187V186H78ZM96 187V186H95ZM106 187V186H105ZM142 187V186H141ZM55 188H56V186H55ZM80 188V187H79ZM87 188H89V184H88V187ZM100 188V187H99ZM109 188V187H108ZM107 188V189H108ZM127 188V187H126ZM129 188H130V186H129ZM29 189H32V188H29ZM68 189V188H67ZM85 189V188H84ZM110 189V188H109ZM131 189V188H130ZM25 190V189H24ZM26 190H28V189H26ZM69 190V189H68ZM78 190V189H77ZM81 190H83V189H81ZM121 190H122V188H121ZM125 190H128V189H123V192L125 191ZM134 190V189H133ZM132 190V191H133ZM32 191V190H31ZM34 191V190H33ZM62 191V190H61ZM64 191V190H63ZM69 191H71V190H69ZM68 191V192H69ZM85 191V190H84ZM90 191V190H89ZM131 191V190H130ZM136 191V190H135ZM147 191V190H146ZM145 190L143 191L144 193L146 192ZM19 192V191H18ZM21 192H23V191H21ZM25 192H28V191H25ZM29 192H30V190H29ZM28 192V193H29ZM56 192H57V190H56ZM74 192V191H73ZM78 192V191H77ZM105 192V191H104ZM104 192H102V193H104ZM116 192V191H115ZM122 192V191H121ZM126 192V191H125ZM8 193V192H7ZM14 193V192H13ZM16 194H17V192H15ZM20 193V192H19ZM27 193V194H28ZM31 193V192H30ZM58 193V192H57ZM64 193V192H63ZM63 193L61 194V192H60V194L61 195H63ZM65 193H67V191L65 192ZM64 193V194H65ZM71 193H72V191H71ZM81 193H85V192H81ZM101 193V192H100ZM101 193V194H102ZM118 193H119V191H118ZM127 193H129V190L127 191ZM131 193V192H130ZM142 193V192H141ZM183 193V192H182ZM1 194H2V192H1ZM0 194V195H1ZM10 194V193H9ZM21 194H23V193H21ZM21 194H20V196H21ZM45 194H46V192H45ZM59 194V193H58ZM74 194V193H73ZM79 194V196H80V193H78ZM87 194V193H86ZM90 194V193H89ZM110 194V193H109ZM108 194V195H109ZM120 194V193H119ZM126 194V193H125ZM146 194H148V193H146ZM153 194V193H152ZM158 194V193H157ZM170 194V193H169ZM3 195H5L4 193H3ZM7 195V194H6ZM15 195V194H14ZM29 195V194H28ZM33 195V194H32ZM37 195H39V194H37ZM68 195V194H67ZM72 195V194H71ZM98 195H100V194H97V196ZM121 195V194H120ZM127 195H129V194H127ZM133 195V194H132ZM137 195H138V193H137ZM150 195V194H149ZM149 195H148V197H149ZM155 195H156V192H155ZM172 195V194H171ZM170 195V196H171ZM177 195V194H176ZM9 196V195H8ZM8 196H7V198H8ZM11 196H13V194L11 195ZM19 195L17 194V197H18ZM35 196V195H34ZM43 196H45V195H43ZM51 196H53L52 194H51ZM55 196H57V195H55ZM66 196V195H65ZM64 196V197H65ZM83 197H87V196H85L84 194L82 195ZM90 196H92V194H90ZM95 196V195H94ZM102 196V195H101ZM147 196V195H146ZM151 196V195H150ZM168 196V195H167ZM196 196V195H195ZM195 196H193V197H195ZM1 197V196H0ZM5 197V196H4ZM22 197V196H21ZM25 197L26 198H28L26 195H25ZM30 197H32V196H30ZM36 197V196H35ZM58 197H59V195H58ZM73 197V196H72ZM78 197V196H77ZM89 197V196H88ZM87 197V198H88ZM96 197V196H95ZM94 197V198H95ZM110 197V196H109ZM112 197H114V196H112ZM127 197V196H126ZM138 197V196H137ZM141 197V196H140ZM139 197V198H140ZM144 197V196H143ZM155 197V196H154ZM159 197V196H158ZM161 197V196H160ZM174 197V196H173ZM187 197H189V196H187ZM16 198V197H15ZM24 198V197H23ZM33 198V197H32ZM52 198V197H51ZM74 198V197H73ZM127 198H129V197H127ZM145 198V197H144ZM147 198V197H146ZM167 199L169 198V197H166ZM172 198V197H171ZM186 198V197H185ZM192 198V197H191ZM195 198H197V197H195ZM200 198V197H199ZM2 198H0V200H1ZM11 199V197H9V200ZM13 199V198H12ZM17 200L16 201H18L19 199H21V198H16ZM25 199V198H24ZM24 199H22V200H24ZM31 199V198H30ZM29 199V200H30ZM42 199V198H41ZM40 199V200H41ZM59 199H61L62 200V196H61V198H59ZM64 199V198H63ZM65 199H67V198H65ZM69 199V198H68ZM67 199V200H68ZM109 199V198H108ZM156 199V198H155ZM159 199H161V198H159ZM170 199V198H169ZM173 199V198H172ZM180 199V198H179ZM182 199V198H181ZM3 200V199H2ZM4 200H5V202L8 200V199H5L4 198ZM35 200H36V198H35ZM42 200H44V199H42ZM73 200V202L74 203H77V202H75L74 201V199H72ZM76 200V199H75ZM79 200V199H78ZM104 200V199H103ZM113 200H114V198H113ZM151 200H152V197H151ZM158 200V199H157ZM12 201H14V200H12ZM45 201V200H44ZM55 201H57V200H55ZM54 201V202H55ZM59 201V200H58ZM57 201V202H58ZM91 201H92V199H91ZM95 201V200H94ZM115 201V200H114ZM119 201V200H118ZM171 201V200H170ZM179 201V200H178ZM9 202V201H8ZM19 202H20V200H19ZM32 202V201H31ZM46 202H47V200H46ZM65 202V201H64ZM79 202H80V200H79ZM84 202V201H83ZM140 202V201H139ZM142 202V201H141ZM146 202V201H145ZM153 202V201H152ZM0 203H2V202H0ZM7 203V202H6ZM12 203V202H11ZM24 203V202H23ZM28 203H30V201H28ZM50 203V202H49ZM63 203V202H62ZM81 203V202H80ZM92 203V202H91ZM94 203V202H93ZM136 203V202H135ZM143 203V202H142ZM147 203V202H146ZM12 205V204H10V203H7L6 205ZM25 204V203H24ZM60 204H61V202H60ZM89 204V203H88ZM139 204V203H138ZM141 204V203H140ZM144 204V203H143ZM2 205H5L4 203L3 204H1V206ZM30 205V204H29ZM28 205V206H29ZM32 205V204H31ZM40 205H41V203H40ZM51 205H52V203H51ZM56 205V204H55ZM68 205V204H67ZM76 205V204H75ZM78 205V204H77ZM81 205H82V203H81ZM14 206V205H13ZM61 206H63V205H61ZM60 206V207H61ZM72 206H73V210H75V211H78V210H76L75 209V207H74V204H72ZM79 206V205H78ZM88 206V205H87ZM22 207V206H21ZM20 207V208H21ZM24 207V206H23ZM22 207V208H23ZM38 207H40V206H38ZM52 207H53V205H52ZM56 207V206H55ZM54 207V208H55ZM71 207V206H70ZM90 207V206H89ZM9 209H10V207H8ZM14 208H16V206H14ZM19 208V207H18ZM20 208H19V210H20ZM25 208V207H24ZM26 208H27V206H26ZM82 208V207H81ZM80 208V209H81ZM92 208V207H91ZM95 208V207H94ZM0 209H1V207H0ZM3 209H5V206H4V208ZM7 209V208H6ZM5 209V210H6ZM9 209H7V210H9ZM11 209H13V208H11ZM17 209V208H16ZM37 209V208H36ZM50 209H51V207H50ZM96 209V208H95ZM149 209V208H148ZM22 210V209H21ZM49 210V209H48ZM51 210H53V209H51ZM64 210V209H63ZM66 210H67V208H66ZM81 210H83V209H81ZM140 210V209H139ZM18 211V210H17ZM26 211H28L27 209H26ZM26 211H24V212H26ZM31 211V210H30ZM47 211V210H46ZM45 211V212H46ZM98 212H99V210H97ZM147 211V210H146ZM7 212V211H6ZM6 212H4V213H6ZM15 212V211H14ZM44 212V213H45ZM70 212V211H69ZM73 212V211H72ZM95 212V211H94ZM131 212V211H130ZM136 212V211H135ZM0 213H2V211H0ZM16 213H21L20 211L19 212H16ZM27 213V212H26ZM32 212H30V214H31ZM39 213H41V212H39ZM75 213V212H74ZM74 213H71V214H74ZM88 213V212H87ZM90 213V212H89ZM127 213V212H126ZM126 213H124V214H126ZM142 213V212H141ZM11 214V213H10ZM15 214V213H14ZM13 213H12V215H14ZM28 214V213H27ZM37 214V213H36ZM41 214H43V213H41ZM65 214H66V212H65ZM105 214H107V213H105ZM152 214V213H151ZM4 215V214H3ZM7 215V214H6ZM16 215V214H15ZM18 215H20V214H18ZM80 215V214H79ZM88 215V214H87ZM90 215V214H89ZM98 215H100V214H98ZM148 215V214H147ZM34 216V215H33ZM43 216V215H42ZM92 216H94V214L92 215ZM133 216H135V214H133ZM146 216V215H145ZM152 216V215H151ZM5 217V216H4ZM10 217H12V216H10ZM9 217V218H10ZM28 217V216H27ZM82 217V216H81ZM91 217V216H90ZM130 217V216H129ZM143 217V216H142ZM3 218V217H2ZM15 218V217H14ZM80 218V217H79ZM86 218V217H85ZM132 218V217H131ZM155 218V217H154ZM16 219V218H15ZM83 219V218H82ZM137 219V218H136ZM141 219V218H140ZM12 220V219H11ZM17 220H18V217H17ZM131 220V219H130ZM129 220V221H130ZM133 220V219H132ZM149 220V219H148ZM147 220V221H148ZM136 221V220H135ZM146 221V220H145ZM152 221V220H151ZM12 222V221H11ZM14 222V221H13ZM16 222V221H15ZM126 222V221H125ZM129 224L131 223V222H128ZM127 223V224H128ZM126 224V223H125ZM145 224V223H144ZM149 224V223H148ZM131 225V224H130ZM133 225H134V223H133ZM146 225V224H145ZM156 225V224H155ZM127 226V225H126ZM136 226V225H135ZM144 226V225H143ZM152 226H154V225H152ZM128 227H129V225H128ZM142 227V226H141ZM155 227V226H154ZM133 228V227H132ZM153 228V227H152ZM126 229V228H125ZM128 229V228H127ZM130 229V228H129ZM151 229V228H150ZM153 230V229H152ZM141 231V230H140ZM139 231V232H140ZM143 231H144V229H143ZM154 231V230H153ZM142 232V231H141Z\"/></svg>",
	"mask_w": 264,
	"mask_h": 264
}]
</instances>
